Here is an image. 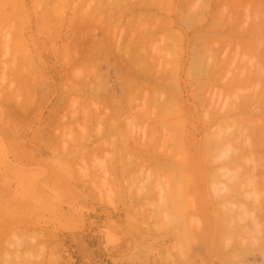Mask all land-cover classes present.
<instances>
[{
	"label": "rangeland",
	"instance_id": "374dc122",
	"mask_svg": "<svg viewBox=\"0 0 264 264\" xmlns=\"http://www.w3.org/2000/svg\"><path fill=\"white\" fill-rule=\"evenodd\" d=\"M0 1H1L0 2L1 5H2V3H4V1H5V3L9 2L8 4H6L7 6L12 2L13 3L15 2L16 5H17V3H19L17 6H18V8L20 7L19 9L15 10L16 6L14 7L13 5H11L12 7L11 6L7 7L4 5L5 4L4 3L3 4L5 7L4 10H2V12L0 10L1 13L4 12V13H6L5 16L9 17V18H6L4 16V14H0L1 16L3 15L5 17V18L1 17L3 19V21L0 19V264H264V185H262V186L260 185L264 182V170H263V168H264V127H263L264 122L263 121H264V119L261 118L262 113L259 114L256 112L260 109H262L264 111V101L262 102V100H264V89H263L264 80L262 81V79H260V78H262V76H259V77L257 76L258 75L257 72L260 71L258 69V67L260 66V62L262 61V63H263L264 54L262 53L263 57L260 56L263 59H261V61L259 63H258L259 59H257V56H256L255 60H257V63H258L257 64L255 62L253 56L251 55L253 52L249 51V50H252L251 49V48H253L252 45H254L252 43L254 41L252 43L248 42L250 35L253 33L252 32L253 28H257L256 29V32H257V30L259 28H260L259 30H261V28L264 27V0H225V1L224 0H216V2H215V0H195V1H198V4H199V1H203V2L205 1L204 5L201 4V2H200L201 7L198 5L200 8L197 7V4L195 3L194 0H193L194 1L193 3H190L189 1L185 2L187 0H184V1L183 0H174V1L165 0L164 2L162 0H159V2H158V0H152L153 2L155 1V3H157V4H154L152 1L148 0V2L146 1L147 2L146 5L145 4L142 5V3H141V6H143V8L141 6H139L140 8L137 6L138 8L136 7V9L134 7H133L134 9L128 8V7H132L130 5L132 3H134L136 0H122L121 5L124 4V6H126V7L128 6L127 8L130 9L129 13L133 10L132 11L133 13L128 14V9H127V14L129 16L131 15V17L133 16V20L135 19V17L137 18V15L139 16V14H141L142 10L145 9L147 11H144V12L147 13V16L149 14L148 17L151 18L153 16L152 21L150 19H147V18L144 19L146 17V15H144L143 13H142L143 16L138 17L139 21H136V24H138V25H136L135 22L134 23H128V20L131 17L129 19H128V16H126L124 18L123 14L126 15V13L122 14V16H123L122 18H124V19L121 18L122 20L119 18L121 16H118V17L115 16V18H118V20L120 19L121 21L118 22V21H116L117 20L116 19L115 21L120 23V24H118V25L114 24L115 26L113 25V27H115V28L120 27V29H115V28L111 27L110 30L113 28V30H112L113 32L112 31L111 32L114 33L116 31L115 34L119 30V32H118L119 35L117 34L118 35L117 38L116 37L114 38L112 36L114 38V40H113L114 43H113V41H111V45L113 44V46H111L109 44L110 42L108 44L107 43L105 44V42H104L105 40L103 41L104 44L102 42V46L106 47V49L105 48L103 49L101 46H100L101 49H100V47H98L99 51H100V52L99 51L98 52L100 54H98V52H97V54L99 56L97 55L98 58H96V57L94 58L96 60H94V59L91 60V58H93V57H90V56H89L90 58H88L85 51L88 47H89L88 51L91 50L90 49L91 47L93 48V45H94L93 40H94V43H96V41L99 42L101 39V36H102L101 41L104 38L106 39L107 35L104 36V34L106 32H109V31L106 30L107 29L106 24L104 26L102 24V21L103 22L106 21L105 23H107V24L111 22V20H110V22H108V18L110 17V15H112V17H113V14H110V15H108V14L111 11H113L112 9H114L113 7H115V6L112 7V5H114V4L111 5L112 9L110 7H108L109 9L108 8L106 9L104 7L106 9L105 10L103 8L102 4L106 0H98V1H100L99 3H101V1L103 2L101 4L102 6H100L101 8H103V11H101V12H103V14H101L100 11H99L100 13L98 14L97 13L98 10L97 11L95 10L96 6L94 4V3L99 4L97 0H96L97 2H94L95 0H56V2H54L55 0H50L51 2L48 1L49 4H48L47 0H8V1L7 0H3V1L0 0ZM129 1H132V3H130ZM149 1L152 2L153 4L152 5L148 4ZM166 1H167V3L169 2V4H167ZM218 1H219V3H217ZM220 1L223 3H221ZM35 2L37 3L36 4L37 8L35 7ZM44 2H46V3H44ZM53 2H54V4H53ZM107 2H110V3L111 2L112 3L117 2L118 3V0L117 1L116 0H114V1L109 0ZM137 2L139 3V1H137ZM140 2H143V1L141 0ZM119 3H120V1H119ZM143 3H145V2H143ZM232 3L235 5V7L232 5ZM44 4H48V5H44ZM50 4H52V5H50ZM109 4H108V6H110ZM187 4H190V5H187ZM191 4L192 5L194 4V6L196 5L195 8L197 7L196 9L199 11L203 7L201 10L203 13H201V11L199 12L196 10L197 13L193 14V15H195V17L193 16L194 18H192V16H191V18H188V16L190 17L189 14L191 13V11H193V9H192L193 6H191ZM214 4L217 6L218 5L219 6L221 5V6L220 7L218 6L219 7L218 8ZM230 4H231V6H230ZM41 5H42V7H41ZM89 5L93 6V9H92V7L90 9ZM153 5H155V6H153ZM184 5H187V6H184ZM51 6H52V8H51ZM56 6H59V7L64 6V8L62 10ZM106 6H107V3H106ZM146 6H147V8H146ZM226 6H227V8H226ZM0 7H2V6H0ZM47 7H49L50 10ZM97 7L99 9V6H97ZM148 7H150V8L148 9ZM209 7H210V9H209ZM7 8H8V10H7ZM9 8L10 9L13 8V9L10 10ZM34 8H36V9L39 8V9L36 11V9H34ZM46 8H47V10H45ZM53 8L54 9L57 8L58 11H60V12H58L57 9L54 10ZM75 8H76V11H75ZM186 8H189L190 11H189V9H186ZM216 8H218V10H221V9L222 10L224 9V10L218 11ZM20 9H22V11ZM52 9L54 10V12L55 11L56 12L55 13L52 12L53 11ZM110 9H111V11H109ZM124 9H125V7H124ZM156 9H157V12H156ZM183 9H184V11H181ZM39 10H41V11H39ZM44 10L47 12L49 11L50 13L52 12V13L50 14L48 12V15L46 13L45 16L42 17V18L46 17L43 21L40 18L42 15H44L42 13ZM99 10H102V9H99ZM186 10H188V11H186ZM63 11H65L64 14H62ZM105 11L107 12V14L105 13ZM135 11L136 12L138 11L137 12L138 14ZM216 11L220 12V13H216ZM57 12L60 14H58ZM116 12L117 11H115V10L113 11V13H116ZM149 12H153V13H149ZM179 12H181V13H179ZM184 12L186 13L187 16L185 14H182ZM221 12L222 13L224 12V13L221 14ZM7 13H9V16L7 15ZM90 13L92 14V15H90L91 17L93 16L94 13H96V15L98 17L97 18L93 17V20H90L92 18L87 15ZM119 13L121 14V12H119ZM210 13L211 14L213 13L214 15H211ZM54 14L56 15V17H54L55 16ZM104 14L106 16L105 18L103 17ZM132 14H135V15H132ZM197 14H198V16H197ZM215 14H216V17H215ZM100 15H102V17ZM163 15H165V16H163ZM220 15H221V17H220ZM230 15H232L231 17H233V20H230L229 22L232 21L233 23L232 22L228 23L227 21L224 20V17H226L225 19L228 20L227 18ZM86 16H88V17H86ZM99 16L101 17V20L104 18L105 21L99 20L100 19ZM212 16L215 18H213ZM85 17L87 18L88 22L84 21V20H86ZM141 17H144V18H142L143 20H145V21L149 20V21L146 23H145V21L141 22L140 21ZM155 17H157V19H155L156 21L153 19ZM88 18H90V19H88ZM115 18L114 17L111 18L112 23H115V21L113 22V19H115ZM163 18H165V20ZM219 18L223 19V20H220ZM5 19H7V20H5ZM94 19H96V20H94ZM161 19H162V21H161ZM181 19H182V23L180 22ZM187 19H189V22H192L191 25L189 24V22L185 23ZM193 19H195L196 22ZM196 19H198V20H196ZM229 19H232V18H229ZM133 20H132V22H133ZM157 20H158V22L160 21V23H159L160 25H158L157 27H159L161 30L159 28L158 29L153 28V25L158 24ZM191 20H193V21H191ZM213 20H217V23L218 22L219 23L215 24L216 21L214 23H212ZM41 21H43V22H41ZM82 21L84 23H82ZM89 21H91V22L93 21L96 23H99L100 21L101 22L99 23V25L98 24L95 25V23L93 24V22L90 23ZM222 21H224V22H222ZM52 22L53 23L56 22V23L53 24ZM129 22H131V21L129 20ZM149 22L150 23L156 22L157 24L148 25L147 23H149ZM165 22L168 23L169 26H167V24H165ZM255 22L258 24H255ZM41 23H43L44 25ZM200 23H202V24H200ZM210 23H212V25ZM220 23H222L223 25H225V23H227L228 27H230L229 24L230 25L232 24L233 26L231 28H235V30H238L237 32L235 31L237 33V35L235 34V32H233V30L230 33L229 31H231V29L226 26V28H228V30L230 29L227 32L226 28L223 29L224 27L222 28ZM131 24L136 25V27L138 26L137 28L139 30L138 29L133 30ZM207 24H208V26L211 25L209 27H213L214 30H213V28H209L207 26ZM213 24H215V25H213ZM87 25L88 26L90 25V26L87 27ZM128 25L131 26L130 29L133 30L132 32H135V33H132V35L129 33L130 29L128 28ZM162 25H164V27ZM108 26L109 27L112 26L111 23L108 24L107 27ZM217 26L218 27L221 26L222 30H224V31L226 30V32L223 31L224 32V34H223V32H221L222 30L219 31L217 29L218 28ZM206 27H207L208 31H207ZM215 27H217V28L215 29ZM101 28H102V30H101ZM103 28H104V30H103ZM125 28L127 30L129 29L128 30L129 34L126 32L127 33L126 35L129 37L131 36L132 38H133V35H135L134 36L135 39H137L139 37L141 38L142 33L140 31H142L143 28H144L143 34H144V32L146 33L147 30H148L147 34L152 29L154 31V32L153 31L149 32L150 33L149 35H145L147 37H146V41L144 43H142L144 41L142 38L141 39L143 41L139 38L142 41L141 43L139 42L140 40L137 41L139 43V45L140 44L144 45L146 43L144 46L140 45L141 46L140 48L142 50V52L140 50V53H142L143 55L142 54L141 55L144 56L143 57L144 62H142L140 66H142V64H143L141 69H143V67H144V69L146 70V71H142L141 75L145 74V72H147V74L150 73V75H151V73L154 74L153 71H155L156 74L159 73L158 68H160L159 65L162 62V61L159 62V60H158V59H160V57L157 59L158 60V66L156 64V67H154L155 69L156 68L157 69L156 70L152 69V66H151V64L153 62H155V60H156L155 56H158V55H154V54H156L154 52L155 49L152 53L147 55V58L149 56H150L149 58H152V59L155 58V59H153V61H152V59L145 58V55L147 54L146 50H148L149 48H151V50L153 48H155V47H153V45H151L153 43L154 46H156V45L159 46V47L156 46V52L158 49V54L161 53L160 55L163 54V56H165L164 53L168 52L167 56L165 57L166 58L165 61H167V59H169V60L166 63L162 62L163 67L161 66V68L165 69L167 67L168 70L172 69V72L175 69L174 70V73L176 71L175 76L176 77L180 76V78L175 77L176 83L179 84L178 82H180V88L178 87L179 85H176L177 86L175 89L176 91L173 90V88L170 89V91H169L166 89L167 87H165V88H163V91H165L164 94H163V91L161 90L160 96H158L159 93L157 94V92H159V90L161 88L159 87L160 88L159 90H157L158 89L157 88V89H155L156 91H154V88L156 86V85H154L153 89L151 90V93H152V91H154L155 93H152V95L154 97H151L152 95L150 96V94H148V92L146 93V91L149 90V92H150V89L152 87H148L147 86L148 84H146L147 89H145V87L143 89H141L142 91L144 90V93L139 89V94H137V92H138L137 90L133 91V94L136 92V94H134V96L136 95L134 97V99L132 97H130V96H133V94L131 92H130L131 94L129 93V95H127L128 97L126 96L127 98H126L125 104H122V106L120 107V108H123L120 111L122 113L117 114V113H115L117 111H112L115 109H112L111 111H109L111 108H109L108 106L111 107L110 103H113V102L109 101V99H107V100L110 103H108V101L106 100L108 105H106L107 107H105L102 105L103 100L99 99L95 95H94V97H92L90 99L88 98V96L89 97L93 96L92 93L91 94L89 93V90L93 88L92 86L99 85L101 82V84L108 83L107 87L111 88V89H109L110 91L114 90V93L116 94L115 97H119V96H120V98L124 97L122 95V94H124L123 88L125 89V87H128L129 85H127L125 87L123 86V85H126L124 82H126L128 80L126 78L128 76H123V75H128V71H129L128 69L130 67L127 68V70H125V66L123 64H124V62H125V65H126V62L128 64V58L127 57H129V54H130L129 52H131V50L133 49V48L129 49V47H128L129 43H125V44L122 43V45L124 47L128 44L127 48L129 49V50L127 49L129 52H128V56L126 54L127 59H125L124 54L127 53L126 52L127 50H125L124 47L120 43V42H122L121 38H123V36H124L123 33H125V31H124ZM149 28H151V30H149ZM163 28L164 29L167 28V29L164 30ZM145 29H147V30H145ZM122 30H123V32H122ZM137 30L140 32V34ZM167 30H169L170 33H172L173 35L172 34L169 35L170 33H169V31L167 33ZM90 31L94 32V34ZM136 31L138 33H136ZM203 31H204V33L201 34ZM212 31L213 32L215 31V32L212 34ZM218 31H219V34L223 35V36H218L219 38L225 37L224 35H229L228 36L229 38L226 36L228 39L223 38L221 42L228 41V40L232 42L236 38L235 40H238V42H241V43H236L235 44L236 47H241V45H239V44L245 45L247 43L246 44L247 46L250 45L249 49L246 45H245V47H247V49L246 48L243 49L244 48L243 46L241 47V49H238V48L234 47L233 46L234 44L231 42L230 43L232 46L230 47L229 41L225 42L226 44L228 43L227 44V46L229 45L228 48H227L226 44H224V42L222 43V45H224L225 47L222 46L221 44H219V43H221V42H219V40L221 38L219 39L217 37ZM248 31H249V34L251 32L250 35L248 34ZM256 32H254L255 35H257V33H258V32L257 33ZM120 33H122V34H120ZM151 33H152V35H151ZM177 33L179 36L178 37L179 40L176 39ZM198 33H200V34H198ZM207 33L209 35L215 34L216 35L215 38L217 37V39L211 40V37H214V36L210 35L211 36L210 37V36H208ZM226 33H228V34H226ZM260 33L262 34V32H260ZM260 33H258V37H259ZM106 34L110 35L111 33H106ZM115 34H111V35H115ZM136 34L141 35V36H137V38H136ZM205 34L208 36V38ZM126 35L123 39V42L124 41L126 42L125 38H128ZM165 35L171 36V37L168 36V38H170V40L172 38L171 42H169L167 36H165ZM198 35L200 38H201V36L205 35L203 38L204 41H206V39H209L212 41V43L210 44V41L203 42V39H199V38L197 40L196 38L198 37ZM5 36H8V39L6 38V40H5ZM91 36L93 37V39ZM163 36H165L167 39L164 38L165 40H163ZM251 36L253 37L254 35L252 34ZM181 37H183V38H181ZM252 37H250V40L255 38V37H253V38ZM113 38H111V40ZM134 38L131 39V41H133L135 43ZM174 38H175V40H174L175 43H177V42L178 43L173 45V43H174L173 39ZM191 38L193 39L192 40L193 43L195 45H198L202 49V53L204 54V57L206 55L208 56V57L206 56L207 60H206V58H204V59L206 61V64H208V65L211 64V65H209V67L214 65L213 67L215 68V65H218V62H220V60L216 61V58H215L216 55H214V53H213V51H214L213 46L217 47V45L222 50L224 48V50H223L224 53H222V51H220L222 56L218 55L219 53L217 54V57L221 56L218 59H221V58L226 56L227 59L224 58V60H226L225 61L226 64H227V61H228L227 65L230 66L231 64H233L232 65L233 69H237V66H239V65L242 66V64H244L243 61L240 60L242 62V64L238 63L239 65H235V62L238 61L236 58L237 56L240 57V55H241L243 57V58L240 57V58H242V60L247 58V56L250 57L251 61L254 60L252 63L255 62L256 65L255 64L254 65L256 67H255V70L253 69V71H255L256 73L254 72L255 73L254 75H250V72L246 73V74H249V75H247L248 77L254 76L252 80H250L247 76L244 77V75H245L244 73H245V71L249 70V67L252 68L253 64L251 66L247 65L246 68H245V66H244L245 64H244L243 67L246 70L243 69V67H242L243 70L240 69L239 72H241L243 74V77L245 79H247L246 81L250 80V82H248L249 84L255 79H257V81L255 80L256 83L259 81L258 84H256L255 81L253 83H255L256 85L260 84V86H258L259 89L258 88H257L258 90L256 89L257 90L256 93L258 91H259V93L261 92L260 95L263 97V98L261 97L262 99H260V102H259V99H257V101L259 103L256 100H254L255 101L254 102L252 99L254 97V94L252 95L251 93H253L252 91L256 88V86L254 89L250 88V90L247 91V89H249V87H248V84L245 83L246 81L243 80V82L240 83L242 81V79H244V78L241 79V77H240L241 73H238L239 74L238 75L236 72H234L236 70L233 71V69H232V71H231L229 66L223 65L224 63L221 64V62H220V64L223 65V67L226 70L229 68L227 70L228 73L222 72L223 67L219 65V70L222 69V71L221 70L220 71L222 72L223 78H221V81L220 80L217 81V79L215 81H217L218 83L219 82L223 83L224 82L223 79L226 80L227 77L229 78L230 76H232V77H230L231 81L229 80L230 78L227 79V81L229 80L228 85H226L225 82H224V84L227 87L231 83L230 86H232V87L230 88V86H229L228 89H230L229 91L232 90V92H233V88H235V84H236L237 88H235L236 90H234L233 96H232V93H230L229 91L226 92L228 89L224 90V92H226L225 95H223L224 92L222 94L225 97L220 95L221 91L225 87L224 84L220 83L219 84L220 86H218L217 82H216L215 84L218 86V88H217V86L212 85V84H214V83H212V81H214L213 79H215L216 77L213 79L207 78L209 74H210L209 76H212V74L214 73V72H212L213 71V68H212L211 73H207L209 71H206V73L203 74V78L206 79V82H207V79H209L207 83H209V84L212 83L211 84L212 89L210 87L209 88L211 90L208 87H207L208 89L206 88V86L208 85L206 82H205V84H206L205 87L203 86L204 83H202V85H201L204 87V88L202 87L204 91H206L205 88L209 91H212L211 95H210L211 97L208 95V93L210 94L209 91L205 92L207 94H205V93L203 94L202 93L203 90L201 88L198 90L197 95L195 97L193 94V91H192L194 89V87H192L193 86L192 80L195 78L192 75H190V73L188 72L189 71V69H188L189 64L188 63H190V61L192 59V57L189 56V54H191V51L189 52V50L192 48L190 46H192V44H193V43L191 44V41H190ZM232 38H234V39H232ZM261 38H263L262 35H261L260 39ZM18 39H20V40H18ZM95 39H96V41H95ZM98 39H99V41H98ZM260 39L258 38V40H260ZM7 40H9V41H7ZM84 40H85V42H84ZM128 40H130V39L128 38L127 41ZM166 40H168L169 43L166 42ZM176 40H177V42H176ZM199 40H201L202 42ZM241 40L243 41V43ZM73 41L77 44H79V41H80V45H78V47H76L77 44H76V46H75V44H74V46H72L73 48L75 47L74 48L75 50L71 47ZM108 41H106V42H108ZM195 41H197L198 43ZM244 41H246V42L244 43ZM256 41H257V38H256ZM263 41H264V38H263ZM7 42L9 44L11 43L9 48H8V46H6ZM17 42H18V44H22L25 47L20 48V45H19V47H17L18 45L14 46V44H17ZM81 42H82V44H81ZM257 42L259 43V41H257ZM67 43H69V45L71 43L70 47ZM87 43H89V44H87ZM90 43H92V44H90ZM100 43L101 42H99V44ZM187 43H188V45H187ZM206 43L210 44L209 46H211V48H213V49H209V46L205 47ZM261 43L262 42L260 41V43H259L260 45L258 44V46H261ZM65 44H67L66 47L68 46L72 50V52L69 53V54L73 55L72 58H71V55H68V53H66L65 49L68 52L70 51V49L68 48L69 49L68 50L66 47H64ZM119 44H120V46L123 47V49L125 51H122L123 50L122 47L120 49L118 48ZM114 45H116V46H114ZM202 45H204V46H202ZM82 46L83 47L85 46L84 47L85 49ZM94 46H96V45H94ZM258 46L256 47V44H255L254 48H253V50H255V52L257 53V54L255 53L256 55H258V53L263 52V50H264L263 49V50H261V52H259V51L257 52V48L262 49L264 47V44L261 46L262 48L261 47L259 48ZM111 47H113V48H111ZM143 47H145V48H143ZM76 48H80V49L82 48V49L79 50ZM98 48L96 50H98ZM107 48H108V50L109 49L110 50L108 51ZM225 48L227 49L228 52H226ZM113 49H114V52H112ZM144 49H146V50L144 51ZM120 50L122 51V53L120 52ZM208 50H210L211 53ZM217 50L219 52V48H217ZM217 50H216V52H217ZM80 51L82 52V55L85 52V54H84L85 56L83 55V57H81V58H84L87 56V58L90 61L89 60L85 61L86 63H88V64L90 63V64H92V66H93V63H95L94 65L97 66V69L99 72H101V74L103 73L104 80L107 82H105V81L102 82L103 79H100L98 74L96 75L94 73L95 72V70L93 71L94 68L93 69L91 67L88 68V66L90 64L89 65L83 64L84 63L83 60H85V58L84 59L80 58V56H82ZM163 51H164V53H162ZM177 51L181 52V54L179 53L178 57H177L178 54L176 53ZM27 52H29V54ZM123 52H125V53H123ZM238 52H239V54H238ZM77 53H80V54H77ZM89 53H91V51L88 52L87 54H89ZM116 53H118V54H116ZM226 53H228V55L223 56ZM233 53L235 55H237V54L238 55L235 57V55ZM249 53H250V55H249ZM208 54L211 56V59H210V56ZM25 55H26V57H25ZM76 55H79V58L77 59V61L75 58H77L78 56H76ZM114 55H116V56H114ZM151 55H153L154 57H152ZM233 55L236 58L235 62L233 60L234 59ZM28 56H30L31 58L29 59ZM229 56H230V58L228 59ZM27 57H28V59H27ZM118 58L120 60H122L121 62H123V64L120 62V60ZM174 58H176L177 61ZM252 58H253V60H252ZM79 59L83 63L81 62V64H80ZM145 59H147V60H145ZM125 60H127V61H125ZM170 60H172L174 62L171 61L172 64L168 63ZM209 60L211 63H209ZM221 60H223V59H221ZM229 60H231V62ZM247 60L249 61V59H247ZM147 61L150 63H147ZM175 61L177 62L176 63L177 65L175 64ZM207 61H208V63H207ZM248 61H247V64L248 63L250 64L251 61H249V62ZM70 62H72L74 65L75 64L77 65V63H79L80 65H83L84 67L81 66L82 68H80V65H79V67H78L79 69H78L77 66H74ZM229 62H230V64H229ZM148 64H150V65H148ZM166 64H171V65L168 66ZM72 65L74 67V70H72V68H73ZM257 65H259V66L257 67ZM86 66H87V68H86ZM120 66H121V70L119 68ZM173 66L175 68H173ZM179 66H184L185 68L184 67L181 68ZM150 67L152 70H150ZM247 67H248V69H247ZM261 67H262V65L260 66V69H261ZM90 68H91V72H88L90 70ZM122 68L124 69L123 73H125V74H122V76L124 79H127L126 81L123 79L124 82L122 81V78H121V80L119 79L121 76V73H119V72L120 71L122 72ZM161 68H160V71L162 70ZM167 68H166V70H167ZM177 68H179V70H181V71L178 72ZM217 68L218 67H216L215 69H217ZM239 68L240 67H238V69ZM164 69L162 70L163 73L166 72V70L164 71ZM238 69H237V71H238ZM257 69L259 71H256ZM262 69H264V68H262ZM76 70H77V72H76ZM148 70H150V71H148ZM168 70L166 73L169 72ZM92 71L96 75V77H99V78H97L98 80L100 79L99 84H95V82H93V85H92V82H90L91 80L94 79L93 76L90 75V73L92 74ZM215 71H217V70H215ZM243 71H244V73H243ZM249 71H252V70H249ZM261 71H260V73H261ZM131 72H132V70H131ZM170 72H171V70H170ZM177 73H179V75ZM218 73H216L217 74L216 76L219 79V77H221L220 76L221 74H219V77H218ZM226 73H227V75L225 76ZM262 73H263V71H262ZM70 75H71V77H70ZM79 75H81V77ZM83 75H85L86 77H84ZM95 75H94V77H95ZM234 75L235 76L238 75L240 77L239 80L240 79L241 80L239 81L237 79L239 82L236 83V79H235V82H234V80H233V78L235 77ZM72 76L75 79H73ZM75 76H77V77H75ZM82 76L84 78H86L85 82H86L87 78L89 79L86 82L87 84H88V81L90 82V85L88 86L89 90L87 91L88 93H86L84 91V90H87V89H85L87 86L83 85L85 82L83 81L84 83H82V80L84 79V78L81 79ZM96 77H95V79H96ZM97 79H96V81H98ZM177 79L179 80L178 82H177ZM203 81H205V80H203ZM227 81H226V83H227ZM232 81L234 83H232ZM120 82H123L124 84L122 83L123 84L122 85ZM96 83H98V82H96ZM238 83L240 84V86L238 85ZM243 83L245 85L244 88L241 87V85ZM253 83H251V84L253 85ZM246 85H247V87H246ZM252 85H250V86L254 87V85L253 86ZM79 86L82 87L83 91L82 90L80 91ZM83 86H85V87H83ZM102 86H104V85H102ZM158 86L159 85H157L156 87H158ZM213 87H214V90H213ZM226 87H225V89H226ZM240 87L242 88L243 91L245 90L246 93L240 91ZM260 87H262V90L260 89ZM219 88L221 89V91ZM218 89H219V91H218ZM215 90H217V92H219L218 94L220 95V98L222 96L225 99L214 98V95L217 93ZM72 91H74V92H72ZM76 91L77 92L79 91L81 93L77 94ZM166 91H167V93H166ZM235 91H237V93L242 92V94L241 93H239V94H241L240 96H244V97H240L241 99L240 98L235 99V98L239 97V95H236L237 97L234 96ZM67 92L70 94H67ZM83 92L86 96L82 95ZM111 92H113V91H111ZM111 92H109V93H111ZM140 92H142L143 94ZM170 92H172L173 94L175 92V94L177 93V94H181V95L178 96V95L174 94V98L173 97L171 98V96L173 94H170ZM178 92H180V93H178ZM200 93H202L201 94L202 98H205V99H203V102H202V100H201L202 98L200 97L201 102L198 103L199 102L198 96H201V95H199ZM213 93H215V94H213ZM228 93L230 94V97L228 96ZM259 93H258V95H259ZM66 94L68 95V97ZM79 94H81L82 96L79 97L78 100H75L76 96L78 98ZM161 94H163V98H161L162 97ZM166 94H170V95L166 96ZM190 94L192 96H190ZM248 94H249V96H253V97L252 98L250 97V99H248L249 98V96H248V97H246L247 98L246 99L245 95H248ZM137 95L138 96L141 95V97H143V98L146 96V98H145L147 100V101H145L146 104L143 103V101H144L143 98L141 99L140 96L138 98ZM147 95H149V96L147 97ZM207 95L209 97H206ZM188 96H190V97H188ZM227 96L230 98V100L232 99V97H234V99L231 100L232 103L229 102V104H232L233 107L235 104L239 103L238 100H240V103H241V101L243 99H246V100H243L241 104L239 103L240 105H238V106L242 107V105L244 104L246 111L248 112V113L244 112L243 110H245V108L240 107L241 108L240 109L237 105H236V107H234V108H239V109L235 110L236 112H237V110H239L235 114L237 116V114L239 113L238 115H240V117L243 115L242 116L243 121L240 119L239 116H238L239 118H235V116H234L235 114L234 115L231 114L232 115L231 119L234 118L233 120L229 119V121L231 120L230 122L232 125H234L233 124L234 120H235V124H237L236 119H237V121H239L241 123H238L237 127L236 126L235 127L230 126V129L228 128V130L232 129L230 131L231 132L230 138H232V139L228 142L231 143V141L233 139H234V141H236L235 140L236 138L233 136L235 134H236V137H239L238 133L236 131H235L236 133L234 132V130H237L236 128H238V129H240V130H238L240 132L239 135H241L242 138L241 139L239 138L241 141L238 140L237 142L243 143V144L241 143V145H243V148L241 145H239L240 143H237L239 145V147H241L243 150H245L246 146L249 147V145H250V147H251V144H250L251 141L254 142V143L251 142L252 144H256V145L259 144V146L257 145V147L261 149V150L258 149L259 151H261V153L256 152L258 150H256L257 148L255 149V147H254L255 145H253V149L256 150L255 154L257 157H259V155L262 156V157L261 156L260 157L263 159V161L256 159L257 157H255V162L253 164L249 162V164L251 165L252 172H255L257 177L259 176L262 180L260 178H259L260 179L259 180L256 177L255 173H252L249 169H244V167H247V166H248V168H250L249 164L246 165V163H247V160L249 161V159H250L249 156L250 157L252 156L254 159L255 154L253 155V153H252V151L254 152L253 149H252V151H250L251 148H250V150L248 148H246V149H248L247 151H250L252 153V155L250 152H248L250 155L247 152H245L246 154L244 153L245 155L242 153L245 157L249 158L246 160V158L242 155L244 157L242 159L246 160V162H245L246 166H244V163L243 162L241 163L240 160L238 159L239 155H240V159L242 157L241 156L242 149L241 148L239 149V147H238L237 152H236V150H235V152H236V155L237 154H239V155H237V157H235L234 156L235 152L233 151L234 153L231 152L232 157H229V159H228V160L231 159V162H229L230 164H228L231 166L227 165L226 166L227 168H225L224 163L228 162V161L226 160V157H224V159L223 158L222 159L221 158L215 159V161L212 163V166H213V164L215 165L216 163H218L215 165V167L213 166L212 168L210 167L207 169L206 168L203 169L204 165L202 164V162H205V160H207V158L205 156L206 154H204L202 149H201L202 152L199 151L200 149L198 147H197V149L190 151V153H189V151L186 148H184V146H183V145H185L186 142H184L182 140L181 141L182 142L181 147L184 148V150H186V151H185V154L182 153V152H184V150L181 148L180 152L183 155H185V157L187 154H190L192 160L195 159V157L198 159L200 158V159H202V162H201V160L197 159L198 164L199 163L200 164L194 170L191 169L192 167H188L189 169L184 168V169H187V172H186V170H184L186 177H188L186 179V177L184 176L185 181L186 180L187 181L186 182L183 181V183L185 182V184L181 183L180 185H178L177 183H175L176 181L174 182L172 180V178L176 179V177L178 176V173L177 174L174 173L176 170L174 168H171L172 166H170V164L169 165L167 164L168 165L167 167L174 169L173 170L174 172L167 169V167L164 163L159 162V160L161 158L159 160H157L155 158H150L151 156H147L146 153H143L144 151L142 148L143 147L145 148V146L148 144V141H149V139L147 141V137L153 136L152 130L154 132L157 131V133H159L160 136H158L156 133H154L155 135H157V136H155L157 139L158 138L160 139L161 136L164 137V139L161 138L163 141L161 140L160 142H157V139H156L155 140L156 143L162 144L161 142L164 143V141L166 140V136L163 135V130L161 129V127L159 126L160 129L158 127H156L158 129L155 130V127H154L155 124H153V121L151 119L154 117V114H155V112L151 113V111H156L155 110L156 108H154V110H151L152 109L151 107L156 102L154 100H158L156 102V105L159 102V99H160V101H162L165 97L167 99L171 98V100L174 99L175 105H176L177 101L180 103H181V101H183V105L185 107L184 108L182 107L183 106L182 103L181 104L178 103L179 106L177 105L178 106L177 109H180L182 107L179 110V111H181L182 109L185 110V108L188 109L191 107L192 108L191 110L188 109V111L190 112V111L195 110L196 102L198 105L204 104V108L202 107L201 109H204V110H206V108L208 109L209 106L205 105L206 101L208 102V100L206 98H208V99L210 98L209 102H210V100H212L213 106H214L213 98L216 99L217 101L220 100V101H222L221 106L224 107L223 105L228 103V102H226ZM255 96H256V94H255ZM95 97L98 99H96ZM157 97H159V98L157 99ZM177 97L179 99L176 101ZM216 97H218V96H216ZM258 97L259 96H257V98ZM72 98H73V101L74 100L78 101V102L80 101L79 105L77 104V106L75 107L76 103H78V102H76V103L73 102ZM85 98L87 99V101H91V100L94 101V99H96L98 101L101 100V105H99L100 107L98 106V103H96V105H95V102H97V101H95L94 103L91 102L90 104L93 103V105L98 106V108H92V107H94L93 105L91 107H87V108H92L89 110H94V112L92 111L93 113L92 112L90 113V114H92L91 116L93 118V121H92L90 114H89V117L87 118L89 112H87L88 110H86L87 109L86 105L89 103L87 101H84V100H86ZM120 98H118L117 100L119 101ZM150 98L154 99V100L151 101ZM193 98H194V100L195 99L196 100L194 101ZM138 99H140L139 103H137L139 101ZM230 100H228V101H230ZM250 100H251L252 104L255 103L254 104L255 107L257 105L259 106V104H261V105L257 108H254V106L250 105L251 103L249 104ZM82 101L86 102V103L85 104L81 103ZM104 101H105V97H104ZM118 101L117 102L114 101L115 104H113L114 106L112 108H116L115 105L119 106V105H117ZM128 101L129 102L131 101V105H132L129 109H128V107H129L130 103ZM184 101L187 102L186 105H187V107L189 106L188 108L186 107ZM217 101H215V103H217ZM244 101L248 102V105H250V106H248L247 103L245 104ZM141 102H142V104H141ZM149 102H152L151 104H153V105L149 106L151 109H149V112H148L147 109H145V108H147V105ZM235 102H238V103H235ZM72 103H74L73 104L74 106L72 105ZM119 103H122V102H119ZM190 103L193 107L190 106ZM192 103H194V104H192ZM210 103H208V104H210ZM220 103L221 102H219L218 104H220ZM81 104L83 105L84 109H82L80 112V109L82 108ZM126 104H127V106H126ZM140 104H141V107H140ZM80 105H81V107H80ZM143 105H146L145 108ZM246 105L250 108L248 109V107H246ZM87 106H89V105H87ZM210 106H211V104H210ZM221 106H218V107L222 108ZM229 106H230V108H232L231 105L227 104V107H224L223 109L228 110ZM101 107H103L102 108L103 111L101 109H99ZM104 107L107 111L110 112V114H107L108 112H106ZM124 107L127 108V111H126V108H124ZM138 107L141 108V111ZM252 107L254 108L255 111L252 109ZM108 108H109V110H108ZM142 108L145 109V111ZM211 108H212V106H211ZM217 108H213V109L217 110ZM98 109H99V111H98ZM256 109H258V110H256ZM95 110H97V111H95ZM133 110H134V112L139 110L138 112H140V114L142 113V115L143 114L145 115V113H143V112L147 111V113L149 115L145 116V117H144V115L142 116V118L144 117L143 118L144 120L147 118L146 119L147 121H145L146 123L144 122V124H143V121H142L143 119L141 118V115H139L138 112H136V114L139 115V117L136 116V114L133 112ZM184 110H182V111L184 112ZM204 110H202V111H204ZM241 110L243 111V113L241 112L242 115L240 114ZM250 110H252V111H250ZM100 111H101V113H99L98 116L102 115L103 114L102 112L105 111L106 115L104 114L102 117L105 116L106 120H105V123H104V121H101V124H102V122L104 123V124H102L103 126H101V124L98 123L99 124V127H98V124L95 123L94 121L100 122L99 118H101V117H98V119H96L97 117H95V119H94V115L97 116L98 112H100ZM221 111H219V113H222ZM82 112H83V114H81ZM112 112H113V115H112ZM123 112L125 113V115H126V113H129V114L131 113V115L128 116L129 114H127V117H125ZM254 112L261 115L259 117L261 119L258 118L259 119L258 120L256 116H259V115H257ZM115 114H117V116L119 115L118 117H120L121 120H123L122 123L124 122V125L122 124V127L125 125H126V127H123V128L120 127L121 126L120 118H117V120L115 119L116 122L114 119H110V118H116L117 116L115 117L114 116ZM121 114L124 115L125 119H124V117H121ZM255 114H256L255 119L251 120V117L253 116V118H254ZM81 115H83V116H81ZM132 115H133V118H135V116L138 117L137 121L140 120V122L133 121V119H132L131 122H132V124L134 122V125H129L128 129H135L136 130L138 128V126L142 125V124H143L142 127L140 126L142 129H144L146 126L148 127V125L150 126L149 127L150 129L148 130V128L146 127V129L143 131L142 129L139 130V128H140L139 127L138 130H139V132L142 130L141 131L142 133L140 132L141 133L140 134L137 132V130H136V132H135V130H133L134 133H136V135L133 134V131L128 130V132L132 133V134L130 133L131 138L129 136V133H128V135L126 134L124 137V135H121V134L122 133L125 134L127 132L126 122H127V120L129 121L128 117H130V120H131ZM178 115H179V113H178ZM178 115L176 118H174V120L179 119ZM84 116H86V117H84ZM183 117L184 116L181 115L180 119ZM86 118L88 121L85 120ZM172 119L173 118H171V121H172ZM118 120H119V124L117 123ZM168 121H170V120H168ZM252 121L253 122L255 121L254 123L256 125H258L257 123L262 122L260 124V125H263V126H260L261 130H260L259 125L258 126L254 125L255 127L252 126V124H251ZM87 122L90 124L87 125L88 124ZM135 122L137 124L139 123L137 125V127H135ZM246 122L248 124H250L249 129L247 126H246L247 129L244 128L245 127L244 124ZM116 123L118 124V126H116L117 125ZM91 124H92V126H91ZM111 124L115 125V127H114L115 129L113 128V126ZM129 124H130V122H129ZM93 125H94V127H93ZM110 125L112 126V128ZM241 125H242V127H241ZM100 126L107 128V129L105 128L104 133L102 132L103 128L101 129ZM109 126H110V129H109ZM130 126H132V127L134 126V128H132V127L130 128ZM143 126H145V127L143 128ZM239 126L241 128H243L242 132H241V128ZM82 127L83 128L86 127L87 131L84 132L85 129L82 130L83 129ZM153 127H154V129H153ZM216 127L217 126L215 124H214V126L211 127L212 132H215V130L219 128V127L218 128H216ZM95 128H98L97 131L101 129L102 133L101 134H100V132L98 133ZM119 128H120V130H119L120 132H118ZM186 129L181 131L182 133L184 131V133H183L184 135L181 134L184 137H186V135L188 133V130H186ZM110 130L113 132H111ZM121 130H122V133H121ZM146 130H148V131H146ZM232 131L235 134H233ZM247 131H248V135L246 133ZM81 132H84L85 135H84V133H81ZM143 132H145V133H143ZM146 133L148 134V136L147 137L145 135L143 136V134H146ZM203 133H204V131H202L200 134L196 135V137H197L196 139L197 140L201 139L200 140L201 143L204 140V138H203L204 136H202V135H204ZM104 134H106V135H104ZM107 134H108V137H110V138L111 137L113 138V136L115 134V137H114L115 139H111V140L109 139L108 140V137H106ZM139 134H140V136L138 137ZM227 134H228V131H227ZM231 134H233V135H231ZM132 135H133L134 139H132ZM122 136H123V138H122ZM134 136L137 139L139 138V140H136ZM231 136H233L234 138ZM144 137H146V140H144ZM155 137H153V138L155 139ZM130 139L132 142H127V140H130ZM249 139H251L250 142H248ZM124 140H126V143H127L126 145L123 144V142L125 143ZM153 140L151 139V141H149V144L155 143V141H153ZM167 140L169 142L172 139L171 140L167 139ZM139 141L141 143H143V141L144 142L146 141V142L143 143V145H142ZM234 141L232 143H234ZM165 142H167V141H165ZM120 143H121V145H120L121 148L117 149L118 145ZM136 143L141 144L142 147L139 146L138 144L136 146ZM232 143H231V145L228 144V147L232 146L231 149H233V147H234V149H236V146H238V145L235 144L236 142L234 143L235 145ZM112 144H114V145H112ZM116 144H117V146H116ZM129 145H132V146L135 145L136 149H139L138 151H140V155L144 154L146 157H149L150 159H152V162H150L151 161L150 160L149 163L146 164V166L148 164L151 165V166L149 165V167L147 166V169H149V170H147L145 165L142 164L144 160L146 161V159H149V158H145L144 160H142L143 158L142 159L140 158L142 155L141 156L139 155L140 157L138 155H136L139 153H133V152L130 153L131 151H129V148H130ZM162 145H166V143H164ZM162 145H160L161 150L159 147H157L158 149H155L153 151L152 150L148 151V154H150V152H151L152 153L151 155H155L158 153L157 151H159V150H160L159 152H161V151L163 152V150H162L163 146ZM127 146H129V147H127ZM122 147L125 148L124 151H123ZM132 149H133L132 151H134V147ZM179 149L180 148L175 150V152L178 151V154H180ZM194 151L198 152V154L200 152L201 153V154H199L200 156L196 153H193V154L191 153ZM229 151H231V150H229ZM112 152H113V154L111 155L110 153H112ZM121 152L122 153L124 152L126 155L122 154ZM202 154H203V156H202ZM257 154H259V155H257ZM119 155H122V156L125 155L123 161L126 158H128V159H126V160H128V162L125 160L126 163H129L130 159L132 160L129 163V166H130V164L132 165V163H134L133 159H136L138 156V158L135 160V161H137L136 163L138 165H136L134 163V166L132 165V167L133 168L134 167L135 168L140 167V165H139L140 162H138L139 161L138 159L140 158L141 159L140 161H142L140 163V164H142L140 169H142V170H140L139 168L135 170V168H134V169H130L128 171V169H129L127 167L128 165L126 164L127 165L126 166L125 162H123L122 160H119V159L123 158L122 156L119 157ZM132 155H135L136 157L134 156L135 158H133ZM144 155L142 157H144ZM196 155H198V156H196ZM229 155L230 154H228V156ZM160 156H162V155H160ZM176 156L173 157L172 161L178 160V158ZM178 157H180V156H178ZM111 158H112V163L110 162ZM183 158L184 157H182V159ZM153 159L156 162H153L154 161ZM232 159H236L237 161L239 160V163L237 164V161H235V160H233L234 161L233 162ZM221 160H224V163L221 162L224 165H222V164L220 165L219 162ZM258 160L261 161L262 166L260 164H258V163H260ZM121 161L124 164H122ZM145 161H144V163H146ZM194 161H196V160H194ZM242 161H244V160H242ZM257 161H258L257 164L259 166H261V168L257 164H255ZM105 162H106V164L108 162L107 166L110 165L108 167H111V168L105 169V167H104ZM118 162H120V164ZM196 162H195V164L197 165ZM235 162H236V164H235ZM251 162H253V160ZM240 163H241V165L243 164V166H244V167L242 166L243 171L241 170L242 168H241ZM153 164H155L158 167L161 165L160 166V168L162 167L161 170H160V168H158L160 170V172L162 171V169H167V171L169 170L168 171L169 173H166L167 172L166 170H164L165 174L163 173V171H162V173L164 174V176L165 175L169 176L170 173H172L171 176H169L170 178H168V176L167 177L165 176L166 178H164V176L161 175L162 173L160 174V172H159V174L157 173V175H156L157 169L155 168V165H153ZM232 164H233V166L234 165H236V166L232 167ZM200 165H202L203 167ZM256 165L258 167H255ZM102 166L104 167V169ZM121 166L124 168H122ZM153 166L156 169V171L154 169H152ZM115 167H118L119 169L117 168V170H116ZM120 167L122 168V170ZM132 167L130 166V168H132ZM150 167H152V168H150ZM237 167H239V170ZM220 168L223 169V171L221 170L222 172H225V170H226L225 173H228V174L226 176H224L225 173L223 175L222 172H219ZM224 168H225V170H224ZM232 168L236 169V171L234 172ZM198 169L200 170V172ZM118 170H120V171H118ZM123 170H127L129 173H127V171H124L125 172L124 173ZM196 170L198 171V174L195 173ZM245 170L250 171L249 173L252 176L255 175V180L258 179L257 181H260L261 183L259 182L260 184H258L257 181H253V183L256 182V183H254V185H253L252 181H250V183L248 181V183H247L246 181L249 180L250 177H252V176L250 174L246 173L247 171H245ZM141 171H144V172L142 173ZM152 171L154 172V174ZM228 171H231L232 176L229 175ZM238 171L239 172L242 171L244 174H243V176H241L242 173L240 172L239 174L241 177L239 176L240 179L236 181L234 179H236ZM121 172H123L124 174H122ZM149 172H151V173L148 175L147 173H149ZM212 172H213V174H212ZM214 172H215V174L216 173H218V174L215 175ZM130 173L134 174L132 176V178H133L132 183H131L132 178H131ZM184 173L181 172L182 175H184ZM234 173H236V176ZM135 174H137V175L135 176ZM175 174L177 176H175ZM245 174L247 176H249V179H247L248 177L247 178L245 177ZM147 175L150 177H153V178L155 177L156 180L160 181V182H158L159 184L155 185V183H156L155 178H154V181L153 180L148 181L149 177L146 178ZM105 177H107V178L109 177L111 182L108 181L109 179H107ZM222 177L224 178L223 181H222ZM225 177L227 178L226 181H225ZM242 177H243V179L245 177V179L243 180ZM153 178H151V179H153ZM215 178H217L218 180L221 179L220 181H222V182H219V183L216 182L218 180ZM230 178H234V179L232 180ZM106 179H107V181H106ZM251 179H253V178H251ZM228 180L231 182L233 181L234 183L237 182L236 184L240 183V186H238L239 185L238 184L237 188H234L233 186L236 184L233 185V183L229 182L230 183V185H229ZM240 180L241 181L243 180V183H244L243 185H241L242 182ZM167 181H168V185L167 184L166 185L169 188H167L166 186H165L166 187L165 188L164 185H162L164 182L167 183ZM238 181H240V182H238ZM108 182H110V183L107 184ZM150 182H154V184H152ZM226 182H227V184H226ZM170 183L171 184L174 183V186L178 185L177 187H179V186L183 187L182 190H184L185 193L182 191V192H180V194L182 195L184 193L185 196H181V200H180V202H178V206L175 209L170 208L171 211L170 210L167 211L168 213L156 212V210L158 211V205L156 206L155 205L156 203L159 204L160 202L162 203V201L163 202L166 201L167 203L172 202L170 200L167 201V198L163 199L161 201L160 198L157 197V196L162 195L160 193L164 192V190L163 191L161 190L162 187H164V189L166 190V193H168V194L169 193L173 194L174 191L176 192V190H174V189H176V187H174L172 185L173 186V188H172ZM212 183H213V186L218 184L219 192L217 190L214 191L211 188V186H209ZM222 183L224 184V187H223ZM249 184H251V185H249ZM257 184H258V186H257ZM226 185L232 186V190H231L232 193H231V191H230V194L227 193L228 196L226 195V192L229 190L228 189L229 187H227ZM259 185L262 187V189L259 187ZM220 186H222V187H220ZM225 186L227 188H225ZM160 187H161V189H160ZM180 187H179V189L181 190ZM216 187H217V185H216ZM171 188L173 189V192H172ZM221 188H222V190H221ZM224 188L227 190H225ZM167 189H169L170 192H167ZM238 189L240 190V192L242 190H244V192L242 191V193L240 195V192L237 193ZM251 189L254 191H250ZM258 189H260V190H258ZM160 191H162V192H160ZM246 191H248V192H246ZM216 192H218V194H216ZM222 192H225V193H222ZM245 192H246V194L244 195ZM254 192H255V194H253ZM256 192L258 193V195H256L257 194ZM233 193H234V195L237 193L235 196L236 201H234L236 203L231 202L235 198L234 195H232ZM248 193L255 195V196L252 195L255 199L258 196H259L257 198L258 200H259V198H261V197L262 198L259 201L256 199L258 201V203L257 202L255 203V201H252V199H251L253 197H250L251 194L249 196ZM156 194H158V195H156ZM213 194H216L220 197L216 198V197H214L215 195H213ZM209 195L211 196V198L209 197ZM223 196H224V198H222ZM230 196H231V198L233 197V200L231 198H228ZM162 197H164V196L162 195ZM240 197H241V199H240ZM215 198H216V200H215ZM238 198L240 199V201L243 199H244V201H241V203H240ZM217 199H219V200H217ZM223 199H225V201H226L225 203H223ZM248 200H250L253 205H255V204H257V205H255L253 207V205ZM217 201L221 202V203H218ZM237 202H239L238 206L236 205ZM230 203H233L234 206L231 205ZM172 204L170 203L169 205L172 206ZM228 204H230V205L228 206ZM235 205L237 206V208H234V207H236ZM246 205L248 207H250V209L249 208L246 209L245 208V207H247ZM217 206H218V208H217ZM219 206L220 207L223 206L224 208L228 206V209L225 208L226 209L225 210L223 207L221 209ZM231 206H233V207H231ZM155 207H157V208H155ZM167 207H169V206L166 205L165 208H167ZM229 207H231V209H234V211L232 210L233 211L232 212L231 209H229ZM243 207L245 209H243ZM254 208H255V210H253ZM167 209H169V208H167ZM218 209L221 210L222 213H219L220 211ZM223 209L225 211H227V210L228 211L224 212ZM235 209H237V210H235ZM240 209H242L243 212L240 211ZM245 211H246V213L248 212L247 215H249V214L251 215L250 211L254 212L255 215L258 216L259 219L256 220L257 217L254 218L253 215H252L253 217H251L249 215L250 218L253 220V222H251V219L249 217H248L249 219H247V215H244V214H246V213H244ZM223 213H225L226 215H224ZM227 213H228V215H227ZM254 213H252V214H254ZM241 216L242 217L244 216L243 221H242ZM224 217H225V219H224ZM244 218H246L245 221H244ZM226 220L229 221L230 225L228 223H226L227 222ZM235 220L237 221V223L234 222ZM238 220L241 222H239ZM254 221L257 225H260V226H258L259 228L256 227L258 229H255V227L253 226L255 224ZM233 224H234V226H232ZM257 225H255V226H257ZM232 227L235 230H233ZM185 229L186 230L188 229V231L185 232ZM231 230H233V232ZM184 232L186 234L189 233V236L187 237V238H189L188 240H186L187 238L186 239L184 238V236H183ZM242 238H244V239H242Z\"/></svg>",
	"mask_w": 264,
	"mask_h": 264
},
{
	"label": "bare ground",
	"instance_id": "6f19581e",
	"mask_svg": "<svg viewBox=\"0 0 264 264\" xmlns=\"http://www.w3.org/2000/svg\"><path fill=\"white\" fill-rule=\"evenodd\" d=\"M2 1H3V0H2ZM7 1H8V0H7ZM48 1L51 2L50 0H47V2H48ZM97 1H98V0H97ZM97 1L95 0L94 2H97ZM107 1H109V0L104 1V3H103L102 1H101V3H99L100 1H98L99 4L93 2V3L95 4V6H96V9H95V10H96V11L98 10L97 13L99 14L101 11H103V8H104V7H105L106 9H107L108 7L111 8V5L114 4V5H112V7L115 6V7H113L114 9H112V8H111V9H112L113 11L115 10V11H117V12H116V13H113V11H111V9H110L109 11H111L112 13L110 12L108 15L113 14V17H114V18H115V16H116V17L121 16V17H119L120 19H121L123 16H124V18H125L126 16H128V19H129V18L131 17V15L129 16L128 14L133 13V12H132L133 10L129 13L130 9H132L133 7L136 9L137 6H138V7L141 6V3H142V5H144V4L146 5L147 2H148V0H142V1L145 2V3L140 2L141 0H136V1H135L136 3L134 2V3H135V4H134V3H132V1H129L130 3H132L131 5L129 4V5L132 6V7H128V6H127L128 8H130V9H128L126 6H124V4L121 5V4H122V0H118V3H117V2H115V3H112V2H111V3H110V2H107ZM112 1H114V0H112ZM116 1H117V0H116ZM119 1H120V3H119ZM137 1H139V3H138ZM146 1H147V2H146ZM150 1H152V0H150ZM150 1H149L148 4H151V5H152L153 3H154V4H157V3H155V1H154V2L152 1L153 3L150 2ZM162 1L164 2L165 0H162ZM167 1H168V0H167ZM167 1H166V3H167ZM172 1H174V0H172ZM172 1H171V2H172ZM183 1H184V0H183ZM188 1H189L190 3H193L195 0H194V1H193V0H191V1H190V0H187V1H185V2H188ZM224 1H225V0H224ZM0 2H1V1H0ZM49 2H48V4H49ZM54 2H56V0H55ZM54 2H53V4H54ZM158 2H159V0H158ZM185 2H184V3H185ZM200 2H201V4L204 5V2H205V1H204V2H203V1H199V4H198V1H195V3L197 4V7H199V6L201 7ZM202 2H203V3H202ZM213 2H214V1H213ZM215 2H216V0H215ZM220 2H221V1H220ZM4 3H5V1H4ZM4 3H2V5H1V3H0V6H2V7H0L1 12H2V10H4V8H5L4 5L7 6L6 4H8L9 2H7V3H5V4H4ZM44 3H46V2H44ZM102 3H103V4H102ZM106 3H107V6H106ZM109 3H110V4H109ZM184 3H183V4H184ZM195 3H194V4H195ZM206 3H207V2H206ZM206 3H205V4H206ZM217 3H219V1H218ZM221 3H223V2H221ZM224 3H225V2H224ZM3 4H4V5H3ZM18 4H19V3H17V5H18ZM21 4H22V3H21ZM36 4H37V3L35 2V7L37 8ZM48 4H44V5H48ZM101 4L103 5V8L100 7V6H102ZM108 4H109L110 6H108ZM161 4H162V3H161ZM167 4H169V2H168ZM171 4H172V3H171ZM171 4H170V5H171ZM180 4H181V3H180ZM194 4H193V5L191 4V6H193L194 8L192 7L193 11H191V13L189 14L190 17L188 16V18H191V16H192V18H194L195 15H193V14H196V13H197V12H196V10H197L196 8H197V7L195 8L196 5L194 6ZM207 4H208V3H207ZM11 5H13L14 7H15V6L17 7V8L15 7V10L20 8V7L18 8V6L15 4V2H14V3H13V2L10 3L8 6H11ZM22 5H23V4H22ZM44 5H43V6H44ZM50 5H52V4H50ZM56 5H57V4H56ZM159 5H160V4H159ZM187 5H190V4H187ZM187 5H184V6H187ZM198 5H199V6H198ZM214 5H215V4H214ZM214 5H213V6H214ZM222 5H223V4H222ZM232 5L235 7V5H234L233 3H232ZM8 6H7V7H8ZM53 6H54V5H53ZM89 6H90V5H89ZM95 6H94V7H95ZM97 6H99V9H102V10H99ZM121 6H122V7L124 6L126 10L124 9V7L122 8ZM147 6H148V5H147ZM147 6H146V8H147ZM153 6H155V5H153ZM167 6H168V5H167ZM215 6L218 7L219 5H218V6L215 5ZM220 6H221V5H220ZM220 6H219V7H220ZM230 6H231V4H230ZM11 7H12V6H11ZM14 7H13V8H14ZM41 7H42V5H41ZM45 7H46V6H45ZM56 7L60 8V9H62V10H63V8H64V6H60V7H59V6H56ZM61 7H62V8H61ZM91 7H92V9H93V6H90V9H91ZM138 7H137V8H138ZM141 7L143 8V6H141ZM165 7H166V6H165ZM189 7H190V6H189ZM200 7H199V8H200ZM210 7H211V6H210ZM210 7H209V9H210ZM219 7H218V8H219ZM222 7H223V6H222ZM222 7H221V8H222ZM236 7H237V6H236ZM13 8H11V9H13ZM36 8H34V9H36ZM47 8H49V7H47ZM47 8H46L45 10H47ZM51 8H52V6H51ZM65 8H66V7H65ZM88 8H89V7H88ZM105 8H104V9H105ZM134 8H133V9H134ZM139 8H140V7H139ZM149 8H150V7H148V9H149ZM151 8H152V7H151ZM177 8H178V7H177ZM202 8H203V7H202ZM202 8H201V10H202ZM218 8H216V9L218 10ZM226 8H227V6H226ZM9 9H10V8H9ZM11 9H10V10H11ZM38 9H39V8H38ZM38 9H36V11H37ZM53 9H54V8H53ZM53 9H52V10H53ZM56 9H57V8H55L54 10H56ZM66 9H67V8H66ZM77 9H78V8H77ZM106 9H105V10H106ZM108 9H109V8H108ZM127 9H128V14H127ZM171 9H172V8H171ZM186 9H189V8H186ZM192 9H191V10H192ZM194 9H195V10H194ZM205 9H206V8H205ZM7 10H8V8H7ZM10 10H9V11H10ZM20 10L22 11V9H20ZM45 10L42 12L44 15H42L41 18H40V19L43 20V21H44V19H45L46 17H45V18H42V17H44L46 13H47V15H48V12H49V11L47 12V11H45ZM49 10H50V8H49ZM54 10H53L52 12H54ZM80 10H81V9H80ZM139 10H140V9H139ZM201 10H200V11H201ZM223 10H224V9H223ZM223 10L221 9V10H218V11H223ZM39 11H41V10H39ZM57 11H58V9H57ZM75 11H76V8H75ZM99 11H100V12H99ZM107 11H108V10H107ZM109 11H108V12H109ZM144 11H147V10H145V9L142 10V12H141V14H139V16L137 15V14H138V13H137L138 11H137V12L135 11V12L137 13V14H136V15H137V18L135 17V19L133 20V16H132V17L129 19L131 22H129V20H128V23H134V22H135V24H136V21H139L138 17L143 16L142 13H143L144 15H146V17H145V18H144V17H141V19H140L141 22L145 21V20H143L142 18H144V19L147 18V19H150V20L152 21V17H153V16L150 14L152 17H151V18L148 17L149 14H148V16H147V13H145ZM148 11H149V10H148ZM181 11H184V9L181 10ZM186 11H188V10H186ZM186 11H185V12H186ZM189 11H190V9H189ZM194 11H195V12H194ZM197 11H199V10H197ZM200 11H199V12H200ZM1 12H0V14H4V16L6 15V13H4V12L1 13ZM44 12H45V13H44ZM52 12H51V13H52ZM55 12H56V11H55ZM55 12H54V13H55ZM58 12H60V11H58ZM58 12H57V13H58ZM64 12H65V11H63L62 14H64ZM119 12H121V14H120ZM154 12H155V11H154ZM156 12H157V9H156ZM156 12H155V13H156ZM163 12H164V11H163ZM185 12L182 13V14H185V15H186ZM192 12H193V13H192ZM211 12H212V11H211ZM42 13H41V14H42ZM49 13H50V12H49ZM51 13H50V14H51ZM105 13L107 14L106 11H105ZM123 13H126V15L123 14ZM149 13H153V12H149ZM176 13H177V12H176ZM179 13H181V12H179ZM188 13H189V12H188ZM188 13H187V14H188ZM201 13H203V12L201 11ZM216 13H220V12H217V11H216ZM223 13H224V12H223ZM223 13L221 12V14H223ZM58 14H60V13H58ZM101 14H103V12H101ZM114 14H115V15H114ZM116 14H117V15H116ZM122 14H123V16H122ZM159 14H160V13H159ZM164 14H165V13H164ZM191 14H192V15H191ZM210 14H211V13H210ZM7 15L9 16V13H7ZM54 15H55V14H54ZM54 15H53V16H54ZM87 15L90 16V15H92V14L90 13V14H87ZM132 15H135V14H132ZM180 15H181V14H180ZM202 15H203V14H202ZM211 15H214V14L212 13ZM211 15H210V16H211ZM4 16H3V15H2V16L0 15V19H1L2 21H3V19H2L1 17H4ZM57 16H58V15H57ZM88 16H86V17H88ZM100 16L102 17V15H100ZM100 16H99L100 19L98 18L99 20H101V17H100ZM163 16H165V15H163ZM178 16H179V15H178ZM182 16H183V15H182ZM186 16H187V15H186ZM193 16H194V17H193ZM197 16H198V14H197ZM203 16H204V15H203ZM205 16H206V15H205ZM231 16H232V15L228 16V18H227L228 20H226V19H225L226 17H224V20L227 21L228 23H231L232 21L229 22L230 20H233V17H231ZM5 17H6V18H9V17H7V16H5ZM5 17H4V18H5ZM54 17H56V15H55ZM54 17H53V18H54ZM86 17H85L86 20H84L83 18H82V19H83L84 21H87V22H88V20H87ZM90 17H91V16H90ZM93 17H94V18H95V17L97 18L98 16L96 15V13H94L93 16L91 17L92 19H90V18H88V19L93 20ZM103 17H104V18L106 17L105 14L103 15ZM107 17H108V16H107ZM110 17L113 18L112 15H110ZM110 17L108 18V22H110V20H111L110 23H111L112 26H110V27L108 26L109 28L107 27V25L110 24V23H108V24L105 23L106 21H105L104 18H103L102 20H104L105 22H103L102 20H101V21H102V24H103L104 26H105V24H106V28H107V29H106V28H105V29H106L107 31H109V32H106V33L115 34V32H116L115 30H114L115 32L112 33V32H113V31H112L113 28H115V27H113V25H114V24H115V25H116V24H117V25L120 24V23H118V22L121 21V20L124 19V18H122L121 20H120V19L118 20V18H115V19H113V22H114L116 19H117L116 21H118V22L115 21V23H112V19H111ZM176 17H177V16H176ZM212 17H213V16H212ZM215 17H216V14H215ZM215 17H213V18H215ZM218 17H219V16H218ZM220 17H221V15H220ZM53 18H52V19H53ZM165 18H166V17H165ZM165 18H163V19L165 20ZM172 18H173V17H172ZM174 18H175V17H174ZM183 18H184V17H183ZM200 18H201V17H200ZM213 18H212V19H213ZM229 18H232V19H229ZM54 19H55V18H54ZM137 19H138V20H137ZM153 19L155 20V19H157V17H155V18H153ZM158 19H159V18H158ZM210 19H211V18H210ZM219 19H220V18H219ZM5 20H7V19H5ZM5 20H4V21H5ZM94 20H96V19H94ZM106 20H107V19H106ZM132 20H133V22H132ZM170 20H171V19H170ZM172 20H173V19H172ZM193 20L195 21V19H193ZM193 20H191V21H193ZM196 20H198V19H196ZM204 20H205V19H204ZM220 20H223V19H220ZM43 21H41V22H43ZM51 21H52V20H51ZM80 21H81V20H80ZM101 21H100V22H101ZM148 21H149V20H148ZM148 21H145V23L148 22ZM155 21H156V20H155ZM161 21H162V19H161ZM184 21H185V20H184ZM202 21H203V20H202ZM215 21H216V22H215ZM89 22L92 23L93 21H92V22L89 21ZM97 22H98V21H97ZM100 22H99V23H100ZM126 22H127V21H126ZM153 22H154V21H153ZM153 22H152V23L149 22L150 24H149V23H147V24H148V25L157 24L156 22H155V23H153ZM157 22H158V20H157ZM178 22H179V21H178ZM180 22L182 23V19H181ZM188 22H189V19H187L185 23H188ZM195 22H196V21H195ZM195 22H194V23H195ZM197 22H198V21H197ZM214 22H215V24H218V23H219V22L217 23V20H213L212 23H214ZM222 22H224V21H222ZM52 23H53V22H52ZM55 23H56V22H55ZM55 23H53V24H55ZM82 23H84V22L82 21ZM82 23H81V24H82ZM85 23H86V22H85ZM94 23H95V25H96V24L99 25V23L93 22V24H94ZM159 23H160V21L158 22L157 25H153V28H155V29L157 28V29H158L159 27H157V26L160 25ZM161 23H162V22H161ZM191 23H192V22H189L190 25H191ZM202 23H203V22H202ZM202 23H200V24H202ZM204 23H205V22H204ZM212 23H210V24L212 25ZM232 23H233V22H232ZM41 24H43V23H41ZM88 24H89V23H88ZM162 24H163V23H162ZM165 24H167V26H169L168 23L165 22ZM165 24H164V25H165ZM179 24H180V23H179ZM215 24H213V25H215ZM220 24H221L222 28L224 27L223 29H225L226 26L228 27V24H227V23H225V25H223L222 23H220ZM255 24H258V23L255 22ZM43 25H44V24H43ZM85 25H86V24H85ZM90 25H91V24H90ZM90 25H89V26H90ZM115 25H114V26H115ZM136 25H138V24H136ZM136 25L131 24L133 30L138 29V28H137L138 26L136 27ZM164 25H162V26L164 27ZM186 25H187V24H186ZM192 25H193V24H192ZM211 25H209V26H211ZM89 26L87 25V27H89ZM119 26H120V25H119ZM131 26L128 25V28L130 29ZM140 26H141V25H140ZM207 26H208V24H207ZM209 26H208V27H209ZM221 26H219V27L217 26L218 28L215 27V29L217 28L219 31H221V30H222ZM229 26H230V27H228V28H230L231 31H229L230 29L228 30V28H226L227 32L229 31V32L231 33L232 30H233V32H235V31L237 32V31H238V30H235V28H231V27L233 26L232 24H231V25L229 24ZM92 27H93V26H92ZM111 27H113V28L110 30ZM122 27H123V26H122ZM134 27H135V28H134ZM254 27H255V26H254ZM93 28H94V27H93ZM93 28H92V29H93ZM96 28H97V27H96ZM98 28H99V27H98ZM123 28H124V27H123ZM139 28H140V27H139ZM161 28H162V27H161ZM167 28H168V27H167ZM167 28H166V29H167ZM195 28H196V27H195ZM209 28H213V27H209ZM220 28H221V29H220ZM83 29H84V28H83ZM85 29H86V28H85ZM115 29H120V27H119V28L116 27ZM121 29H122V28H121ZM129 29H128V30H129ZM132 29L129 30V33H130L131 35H132V33H135V32H132V31H133ZM140 29H141V28H140ZM159 29H160V28H159ZM163 29H164V28H163ZM166 29H164V30H166ZM193 29H194V28H193ZM206 29H207V27H206ZM256 29H257V28H253V29H252V30H253V31H252L253 33H252V34L254 35L253 37H255V38H253V37L251 36V35H252L251 32H250V34H251V35H250V34H249V31H248V34L250 35V37H252V38L254 39V40H253V39L251 38L252 40H250V37L248 36V37H249V40L251 41V42H250V41L248 40V42H249V43H252V42L254 41L252 44H254V45L256 44V47H257L258 44L260 43V41H261L262 43L264 42V41H263V38H264V35H263V34H264V33H263V32H264V27L261 28L262 31L259 30L260 28L258 29L260 32H262V34L257 30V32L260 33L259 37H258V33L256 32ZM90 30H91V29H90ZM101 30H102V28H101ZM103 30H104V28H103ZM126 30H127V29L125 28V30H124L125 33H123L124 36H123V38H121V39H122V40H121L122 42H120V43H121V45H122V43H123V44H125V43H129V46H128L129 49H131V48H133V49L131 50V52H129V51H128L129 49L127 48V45H128V44H127L125 47L122 45V46L124 47L125 50L128 49V50L126 51L127 53L123 52V53H125V54H124L125 57H124V56H123V57H124L125 59L128 58V64H127V62H126V65H125V62H124V64H123V62H121L122 60H120V59L118 58V59L120 60V62L125 66V70H127V68L130 67V68L128 69V70L130 71V72L128 71V75H123V76H128V77H126L128 80H127V79H124L123 76H122V74H125V73H123V72H124V71H123V70H124L123 68H122V72H121V71L119 72V73H121V76H122V77L120 76L119 79L121 80V78H122V81H123V82H124V80H125V81L127 80L126 82H124L126 85H123V84H124L123 82H120V83H121V84L123 83L122 85H123L124 87L127 86V85H129L128 87H125V89L123 88L124 94H122V95H123L124 97H122V98H120V96H119V97H115L116 94L114 93V90H111V91H113V92H111V91L109 90V89H111V88H110V87H107V84H108V83L101 84L100 79H103L102 82L105 81V80H104V75H103V73L101 74V72L98 71L97 66L94 65L95 63H93V66H92V64L89 63V64H90V65H89L88 63L85 62V61H88V60H89L88 58H90V57H93V58H91V60L94 59L95 57L98 58V56H99L98 54H100V53H99L100 51H99V48H98V47L101 46L103 49H104V48L106 49V47L102 46V42H103L104 40H105V41H104L105 44H106V43L108 44V43L110 42L109 44L111 45V41H113L114 38H115V37L117 38V36L119 35V33H118L119 30H118L117 33L115 34L116 36H115V35H111V34L108 35V34L105 33L104 36L107 35V36H106V39L104 38L102 41H101L102 36H101V39L98 37V38L100 39V41H99V39H98V41L101 42L100 44H99V42L96 41V39H95L96 43H94V40H93V44L96 45V46L93 45V48H92V47L90 48V49H91V50H90L91 53L87 54L88 52H90V51H88V50H89V47H88V48L86 49V51H85V52H86V55L88 56V58H87V56L84 57V58H85V60H83L84 63H83L80 59H79L80 61L78 60V61L80 62V64H81V62H82L84 65H85V64H86V65H89L88 68H89V67H91L92 69L94 68V69H93V71L95 70L94 73H95L96 75L98 74V76L100 77V79L98 80L97 78H99V77H96V75L93 73V71H92V74L90 73V75H92L93 78H94L93 80L90 79V80H91L90 82H92V85H93V82H95V84H99V82H100V84H99V85H94V86H92L93 88L91 87L92 89L89 90V87H88V86L90 85V82L88 81V84L86 83L87 80H89V79L87 78V80H86V82H85V79H86V78H84V77H86V76H85V75H83L84 77L82 76L81 79L84 78V79L82 80V83L85 82L86 84L84 83L83 85L87 86V87L85 88V89H87V90H84V91H85L86 93H88L87 91L89 90V93H90V94H91V93L93 94V96L90 95L91 97L88 96V98L90 99V98L94 97V95H95V96L98 97L99 99L103 100L102 105L105 106V107H107L106 105H108V103H110L109 101L113 102V103H110V104H111V107L108 106L109 108H111L110 110H109V108H108V110L111 111L112 109H115V110H112V111H117V112H115V113H117V114L122 113V112H120V111H121L123 108H120V107L122 106V104H125L126 98L128 97L127 95H129L130 92L133 94V91H135V90H137V91H138L137 94H139V89L141 90V89H143L144 87H145V89H147L146 84H148V85H147L148 87H152L151 89L149 88V89H150V92H149V90L146 91V93L148 92V94H150V96L152 95V93H155L154 91H156L155 89H157V88H158L157 90H159V89L161 88V89L159 90V92H157V94L159 93L158 96H160V92H161V90L163 91V88H165V87H167L166 89L169 90V91H170V89H172V88H173V90H175L176 87H177L176 85H179L178 87L180 88V82H178V81H179L178 79L180 78V76H177V77H179V78L177 79V82H178L179 84H177V83H176V78H177V77L175 76L176 71H175V73H174V70H175V69H174L173 72H172V69H169V70H168V68L166 67L167 70L169 71L168 73H166V72H167L166 68H165V69H164V68H161V66L163 65L162 62H165V63H166V62L169 60V59H167V61H165V59H166L165 57L167 56L168 52H165V53H164V51L162 52V53H164L165 56H163V54L160 55V54H161L160 52H159L160 54H158V49H157V52H156V46H157V47H159V46H158V45L154 46L153 43H152L151 45H153V47H155V48H153L152 50H151V48H149L148 50L144 49V51H145V50L147 51V54H146V55L144 54V55H145V58H147V55H149L150 53H152V52L154 51V49H155L154 52H155L156 54H154V53H153V54H154V55H158V56H155V57H156V60L160 57V59H158V60H159V62H161V61H162V62L160 63L159 66H160V68H161L162 70H163V69H164V71L166 70V72L163 73V71L161 70V71H162V72H161V71H160V68H158V72H159V73L157 72L158 74H156L155 71H153L154 74L151 73V75H150V73L147 74V72H145V74L141 75V72H142V71H146V70L144 69V67H143L144 70L141 69V67L143 66V64H142V66H140L141 63L144 62V58H143L144 56H142L143 54L140 53V50H141L140 47H141V46H144L146 43H145L144 45H143V44H142V45L140 44V45H141V46H140L139 43H138L137 41H139V40L142 38L144 41L141 39L143 42H142L141 40H140L139 42H140V43H141V42L144 43V42L146 41V37H147V36H145V35H149V34H150L149 32L153 31V29L151 30V28H149V30H151V31H149L148 34H147V31H148V30L145 29V30H147V31H146V33L144 32V34H143V31H144V28H143L142 31H140V32L142 33V34H141L142 36L136 34V38H137V36H141V38L139 37L140 39H139V38L135 39V38H134L135 35H133V38L135 39V40H134L135 43H134L133 41H131V39H133L131 36L129 37V36L126 35V34L128 33V30H127V31H126ZM138 30H139V29H138ZM138 30H137V31H138ZM160 30H161V29H160ZM213 30H214V28H213ZM226 30H225V31L222 30L221 32H223V31L226 32ZM254 30H255V31H254ZM93 31H94V30H93ZM111 31H112V32H111ZM137 31H136V33L139 32V31H138V32H137ZM168 31H169V30H167V33H168ZM196 31H197V30H196ZM207 31H208V29H207ZM209 31H210V30H209ZM216 31H217V30H216ZM219 31H218V33L216 32V33H217V37H218V36H223V35L219 34ZM90 32H92V31H90ZM97 32H98V31H97ZM122 32H123V30H122ZM126 32H127V33H126ZM140 32H139V34H140ZM153 32H154V31H153ZM155 32H156V31H155ZM163 32H164V31H163ZM214 32H215V31H214ZM214 32L212 31V34H213ZM221 32H220V33H221ZM224 32H223V34H224ZM236 32H235V34L237 35ZM254 32H256L257 35H255ZM92 33L94 34V32H92ZM129 33H128V34H129ZM165 33H166V32H165ZM165 33H164V34H165ZM169 33H170V31H169ZM187 33H188V32H187ZM196 33H197V32H196ZM203 33H204V31H203L201 34H203ZM209 33H210V32H209ZM230 33H229V34H230ZM117 34H118V35H117ZM120 34H122V33H120ZM156 34H157V33H156ZM164 34H163V35H164ZM171 34H172V33H170L169 35H171ZM189 34H190V33H189ZM198 34H200V33H198ZM207 34H208V33H207ZM212 34H210V35H212ZM226 34H228V33H226ZM233 34H234V33H233ZM95 35H96V34H95ZM125 35L130 39V40H128L129 42L127 41L128 38H125L126 42H125V41L123 42V39H124ZM151 35H152V33H151ZM169 35H168V36H169ZM172 35H173V34H172ZM176 35H177V36H176L177 38H176V37H175V38L179 40V38H178V37H179V36H178V33H177ZM205 35H206V34H205ZM205 35L201 36V38H200L199 35H198V37H197L196 39H197V40H198V38H199V39H203ZM210 35L208 34V36H210ZM261 35L263 36V38L260 39ZM93 36H94V35H93ZM96 36H97V35H96ZM104 36H103V37H104ZM110 36H111V37H110ZM112 36H113L114 38H113ZM121 36H122V35H121ZM121 36H120V37H121ZM165 36H167V35H165ZM165 36H163V40H165V39H164V38H166ZM168 36H167V38H168ZM181 36H182V35H181ZM206 36H207V35H206ZM208 36H207V38H208ZM212 36H214V37H211V36H210V37H211V40H213V39H217V37L215 38V36H216L215 34L212 35ZM224 36H225V37H223V38L225 39V38H227L229 35H224ZM226 36H227V37H226ZM82 37H83V36H82ZM91 37H92V36H91ZM94 37H95V36H94ZM144 37H145V38H144ZM150 37H151V36H150ZM169 37H171V36H169ZM173 37H174V36H173ZM188 37H189V36H188ZM210 37H209V38H210ZM231 37H232V36H231ZM233 37H234V36H233ZM6 38L8 39V36H5V40H6ZM111 38H113V39L111 40ZM148 38H149V37H148ZM161 38H162V37H161ZM167 38H166V39H167ZM175 38L173 39V41L175 40ZM181 38H183V37H181ZM205 38H206V37H205ZM218 38H219V37H218ZM220 38H221V37H220ZM220 38H219V39H220ZM223 38H221L220 40L218 39L219 42H221ZM228 38H229V37H228ZM228 38H227V39H228ZM256 38H257V41H259V43L256 41ZM258 38H259L260 40H258ZM80 39H81V38H80ZM92 39H93V37H92ZM107 39H108V40L110 39V40L108 41ZM153 39H154V38H153ZM227 39H226V40H227ZM232 39H234V38H232ZM235 39H236V38H235ZM235 39L233 40L234 42L236 41L235 43H234L233 41L231 42V41L228 40L229 43L231 42V43L234 44V45H233L234 47H236V45H235L236 43H241V42H238V40H235ZM18 40H20V39H18ZM82 40H83V39H82ZM119 40H120V39H119ZM168 40H169V42H171L172 38H171V40H170V38H168ZM168 40H166V42H168ZM192 40H193V39L191 38V40H190V41H191V44L193 43ZM211 40L206 39V41H204V39H203V42L210 41V44H211V43H212ZM230 40H231V39H230ZM7 41H9V40H7ZM80 41H81V40H80ZM80 41H79V44H77V43H75V42L73 41L72 45H71V43H70L71 47L74 46V44H75V46H76V44H77L76 47H78V45H80ZM91 41H92V40H91ZM106 41H108V42H106ZM117 41H118V40H117ZM173 41H172V42H173ZM199 41H201V40H199ZM214 41H215V40H214ZM216 41H217V40H216ZM228 41H223V42H224V44H226L225 42H228ZM241 41H242V40H241ZM246 41H247V40H246ZM246 41H244V43H245ZM23 42H24V41H23ZM70 42H71V41H70ZM82 42H83V41H82ZM82 42H81V44H82ZM84 42H85V40H84ZM104 42H103V44H104ZM166 42H165V43H166ZM169 42H168V43H169ZM176 42H177V40H176ZM195 42H197V41H195ZM201 42H202V41H201ZM219 42H218V43H219ZM223 42H221V43H219V44L222 45ZM20 43H21V42H20ZM113 43H114V41H113ZM177 43H178V42H177ZM177 43H175V41H174L173 45H174V44H177ZM188 43H189V42H188ZM188 43H187V45H188ZM197 43H198V42H197ZM231 43H230V47L232 46ZM242 43H243V41H242ZM262 43H261V46L264 44V43H263V44H262ZM10 44H11V43H10ZM10 44L7 42L6 46H8V48H9ZM23 44H24V43H23ZM67 44L69 45V43H67ZM67 44H65L64 47H66ZM87 44H89V43H87ZM90 44H92V43H90ZM115 44H116V43H115ZM191 44H190V45H191ZM207 44H208V43L205 44V47L210 45V44H208V45H207ZM227 44H228V43H227ZM227 44H226V46H227ZM246 44H247V43H246ZM246 44H245V45H246ZM15 45H16V46L18 45L17 47H19V45H20V48H24V47H25V46H23L22 44H18V42H17V44H14V46H15ZM70 45H69V47H70ZM83 45H84V44H83ZM110 45H109V46H110ZM117 45H118V44H117ZM165 45H166V44H165ZM169 45H170V44H169ZM169 45H168V46H169ZM171 45H172V44H171ZM237 45H238V44H237ZM239 45H241V47L243 46V47H244L243 49H245V48L247 49V47H248V49H249V46H250V45H249V46L246 45L247 47H245V45H243V44H239ZM239 45H238V46H239ZM254 45H252L253 48H254ZM259 45H260V44H259ZM86 46H87V45H86ZM89 46H90V45H89ZM111 46H113V44H112ZM114 46H116V45H114ZM122 46H120V44H119V47H118V48L120 49ZM202 46H204V45H202ZM222 46H224V45H222ZM222 46H221V47H222ZM252 46H251V47H252ZM261 46H258V47L260 48ZM69 47L67 46L66 48L68 49ZM82 47H83V46H82ZM84 47H85V46H84ZM84 47H83V48H84ZM101 47H100V49H101ZM123 47H122V49H123ZM150 47H151V46H150ZM172 47H173V46H172ZM190 47H192V48L189 50V52L191 51V54H189V56H191L192 59H191L190 63H188V64H189V66H188L189 71H188V72L190 73V75H192V76L195 78V79L192 80V84H193L192 87H194V89H193L192 91H193L194 96L196 97L198 90H199L200 88L203 90V88L206 86V84H205L206 79L203 78V74H205L206 71H209V72H207V73H211L212 68H213V71H212V72H214V73L212 74L213 77H212V76H209V75H210V74H209L207 78H211V79H213V78L216 77L215 79H213L214 81H215L216 79H217V81H218V80L221 81V78H223V76H222V72L225 73V72H227V70L229 69V68H228V69L226 70V69L223 67V65H225V66H229V65H227V64H228V61H227V64H226V62H225L226 60H224V58H226L225 55H228V53H226V54L223 55V56H225V57L221 58V59H223V60L218 59V58H220V57L222 56L221 53H220V51H222V53H224V52H223L224 48H223V50H222L220 47H218V45H217V47H216V46H213V47H214V51H213V53H214V55H216V57H215V58H216V61H219V60H220L221 64L224 63L223 65H221L220 62H218V65H215V68H216V67H218V68L215 69V68L213 67L214 65L211 66V67H209V65H211V64H209V65L206 64V61H205L204 58H206L207 55L204 57V54L202 53V49H201L198 45H195V44L193 43L192 46H190ZM215 47H216V48H215ZM224 47H225V46H224ZM228 47H229V45L227 46V48H228ZM241 47H236V48L241 49ZM251 47H250V48H251ZM72 48H73V47H72ZM74 48H75V47H74ZM74 48H73V49H74ZM97 48H98V50H96ZM111 48H113V47H111ZM143 48H145V47H143ZM143 48H142V49H143ZM217 48H219V52H218ZM253 48H251V49L253 50ZM261 48H262V47H261ZM69 49H70V48H69ZM69 49H68V50H69ZM76 49L81 50L82 48H81V49H80V48H76ZM84 49H85V48H84ZM122 49H121V50H122ZM124 49H123L122 51H125ZM209 49H213V48H211V46H209ZM225 49H226V48H225ZM263 49H264V47H263L262 49H258V48H257V52H258V51L261 52V50H263ZM74 50H75V49H74ZM74 50H73V51H74ZM107 50H108V48H107ZM109 50H110V49H109ZM109 50H108V51H109ZM121 50H120V52L122 53ZM163 50H164V49H163ZM165 50H166V49H165ZM183 50H184V49H183ZM186 50H187V49H186ZM216 50H217V52H216ZM252 50H249V51H251V52L254 53V54L252 53L251 55L253 56L254 60L256 59V56H257V59H259V60H258V63H259V62L261 61V59L264 58V57L262 56V55L264 54V50H263V52L258 53V55H256L257 53L255 52V50H253V51H252ZM24 51H25V50H24ZM26 51H27V50H26ZM65 51H66V53H68V55H71V54H69L70 52H72L71 49H70L69 52H68L66 49H65ZM92 51H93V52H92ZM98 51H99V52H98ZM168 51H169V50H168ZM205 51H206V50H205ZM208 51H210V50H208ZM78 52H79V51H78ZM80 52H81V51H80ZM85 52L83 53V55L85 54ZM97 52H98V54H97ZM110 52H111V51H110ZM112 52H114V49H113ZM128 52H129L130 54H129V57L126 58V54H127V56H128ZM141 52H142V50H141ZM226 52H228L227 49H226ZM27 53L29 54V52H27ZM176 53L178 54L177 57L179 56V53L181 54L180 51H179V52L177 51ZM210 53H211V51H210ZM210 53H209V54H210ZM213 53H212V54H213ZM218 53H219V54H218ZM236 53H237V52H236ZM255 53H256V54H255ZM262 53H263V54H262ZM25 54H26V53H25ZM28 54H27V55H28ZM73 54H74V53H73ZM77 54H80V53H77ZM116 54H118V53H116ZM141 54H142V55H141ZM206 54H207V53H206ZM209 54H208V55H209ZM212 54H211V55H212ZM217 54H218V55H221V56L217 57ZM233 54H234V53H233ZM238 54H239V52H238ZM238 54H237V55H238ZM30 55H31V54H30ZM81 55H82V52H81ZM83 55L80 56V58L83 57ZM97 55H98V56H97ZM120 55H121V54H120ZM186 55H187V54H186ZM214 55H213V56H214ZM234 55H235V54H234ZM234 55H233V58H234V59L232 58V59L234 60V62L236 61V58H237V60H238V61L235 62V65H239L240 63L242 64L241 61H243V63H244L245 65L242 64V66H241V65L237 66V69H238V67H240V68L238 69V71H237V69H233V68H232V65H233V64H231V65L229 66L230 69H231V71H232V69H233V71L236 70V71H234V72H236V73L238 74V73H241V72H239L240 69L243 70V69L246 68L247 65H248V66H251V65L253 64V65H252V68L249 67V70H252V71H249V70H248V71H245L246 69L244 70L245 73H244V71H243V73L245 74L244 77H246L247 75H249V74H246L247 72H250V75H254V74L256 73L255 71H253V69L255 70V67H256V66H255V65H256L255 62L257 63V60H255V62L252 63V62L254 61L253 58H252L253 61H251L250 57L247 56V58H245V59H246V60L249 59V61H251L250 64H249V63L247 64V61H248V60H247V61H246L245 59L242 60L243 57H242L241 55H240V57H242V58H240V57L237 56V55H235V57L237 56V57L235 58ZM249 55H250V53H249ZM72 56H73V55H71V58H72ZM76 56H78L77 58H75L76 61H77V59L79 58V55H76ZM84 56H85V55H84ZM89 56H90V57H89ZM114 56H116V55H114ZM151 56L154 57L153 55H151ZM209 56H210V55H209ZM260 56H262L263 58L260 57ZM25 57H26V55H25ZM28 57H29V59L31 58L30 56H28ZM28 57H27V59H28ZM69 57H70V56H69ZM119 57H120V56H119ZM149 57H150V56H149ZM149 57H148V58H149ZM163 57H164V58H163ZM177 57H176V58H177ZM207 57H208V56H207ZM84 58H81V59H84ZM116 58H117V57H116ZM116 58H115V59H116ZM148 58H147V59H148ZM176 58H174V59L176 60ZM229 58H230V56L228 57V59H229ZM239 58H240V59H239ZM86 59H87V60H86ZM147 59H145V60H147ZM149 59H152V58H149ZM153 59H155V58H153ZM153 59H152V61H153ZM162 59H163L164 61H163ZM185 59H186V58H185ZM189 59H190V58H189ZM210 59H211V56H210ZM226 59H227V58H226ZM94 60H96V59H94ZM156 60H155V62H153V63L151 64L152 69H155L154 67H156V64H157V66H158V60H157V61H156ZM206 60H207V58H206ZM240 60H241V61H240ZM74 61H75V60H74ZM89 61H90V60H89ZM117 61H118V60H117ZM123 61H124V60H123ZM125 61H127V60H125ZM150 61H151V60H150ZM171 61H172V60H170L168 63H171ZM176 61H177V60H176ZM176 61H175V64L177 63ZM188 61H189V60H188ZM229 61L231 62V60H229ZM239 61H240V62H239ZM244 61H245L246 63H245ZM249 61H248V62H249ZM72 62H73V61H72ZM72 62H70V63L73 64ZM172 62H174V61H172ZM230 62H229V64H230ZM118 63H119V62H118ZM147 63H150V62L147 61ZM185 63H186V62H185ZM207 63H208V61H207ZM209 63H211L210 60H209ZM236 63H237V64H236ZM238 63H239V64H238ZM258 63H257V64H258ZM80 64L77 63V65H76V64H75V65L73 64V65H74V66H77V68H78ZM119 64H120V63H119ZM119 64H118V65H119ZM171 64H172V63H171ZM171 64H166V65L170 66ZM181 64H182V63H181ZM216 64H217V63H216ZM254 64H255V65H254ZM73 65H72V67H73ZM148 65H150V64H148ZM176 65H177V64H176ZM178 65H179V64H178ZM219 65L223 67V71H222V69H220L222 72L219 70ZM243 65L245 66V68L243 67ZM261 65H262V67H261V69H260V66H261ZM81 66H83V65H80V68H82ZM94 66H95V67H94ZM126 66H127V67H126ZM174 66H175V65H174ZM174 66H173V68H175ZM186 66H187V65H186ZM258 66H259V65H257V67H258ZM260 66L258 67V69H259L260 71L262 70L263 73H262V71H261V73H260V71L257 69L256 71H259V72H257L258 75H257V74H256V75H257L258 77H259V76H262V78H260V79H262V81H263V80H264V75H263V74H264V69H262V68H264V67H263V66H264V59H263V63H262V61L260 62ZM83 67H84V66H83ZM162 67H163V66H162ZM164 67H165V66H164ZM179 67L182 68V67H184V66H179ZM242 67H243V69H242ZM86 68H87V66H86ZM91 68H90V70H89L88 72H91ZM95 68H96L97 70H96ZM119 68H120V70H121V66H120ZM184 68H185V67H184ZM75 69H76V68H75ZM78 69H79V68H78ZM78 69H77V70H78ZM117 69H118V68H117ZM152 69H151V67H150V70H152ZM156 69H157V68H156ZM156 69H155V70H156ZM177 69H178V72L181 71V70H179V68H177ZM214 69L217 70V71H215ZM247 69H248V67H247ZM72 70H74V67L72 68ZM72 70H71V71H72ZM77 70H76V72H77ZM131 70H132V72H131ZM150 70H148V71H150ZM170 70H171V72H170ZM184 70H185V69H184ZM96 71H97L98 73H97ZM219 71H220V72H219ZM72 72H73V71H72ZM151 72H152V71H151ZM182 72H183V71H182ZM185 72H186V71H185ZM188 72H187V73H188ZM218 72H219V73H218ZM234 72H233V73H234ZM252 72H253V73H252ZM254 72H255V73H254ZM139 73H140V74H139ZM180 73H181V72H180ZM216 73H218V77H219V74H221V75H220L221 77H219V79L217 78V76H216L217 74H216ZM227 73H228V72H227ZM227 73L225 74V76L227 75ZM93 74L95 75V77H96V79H97L98 81H96V79H95V77H94ZM100 74H101V75H100ZM177 74L179 75V73H177ZM214 74H215V75H214ZM229 74H230V73H229ZM229 74H228V75H229ZM259 74H260V75H259ZM232 75H233V74H232ZM238 75H239V74H238ZM238 75H237V76L234 75L235 77L233 78L234 82H235V79H236V83L239 82L242 78H244V77H243V74L241 73V74H240L241 79L239 80L240 77H239ZM241 75H242V76H241ZM79 76L81 77V75H79ZM101 76H102V77H101ZM105 76H106V75H105ZM204 76H205V75H204ZM70 77H71V75H70ZM72 77H73V76H72ZM75 77H77V76H75ZM175 77H176V78H175ZM230 77H232V76H230ZM230 77H229V78H230ZM236 77H237V78H236ZM247 77H248V76H247ZM253 77H254V76H252V77L249 76L248 78H249L250 80H252ZM224 78H225V77H224ZM229 78L227 77L226 80L223 79V81L225 82L226 85H228L229 80L231 81V78H230V79H229ZM68 79H69V78H68ZM73 79H75V78L73 77ZM76 79H77V78H76ZM123 79H124V80H123ZM169 79H170V80H169ZM227 79H229V80L227 81ZM237 79H238L239 81H238ZM254 79H255V78H254ZM203 80H205V81H203ZM208 80H209V79H207V82H208ZM243 80L246 81L247 79H245V78L242 79V81H241L240 83H242ZM250 80H248V81L245 82L246 84H248V87H249V89H247V88H246V89H247V91H249L250 88H251V89H252V88L254 89L255 86H256V88L252 91L253 93H251L252 95L254 94V97H253V96H249V94H248V95H245V98L248 97V96H249L248 99H250V97H251V98L253 97V98H252L253 101H254V100L257 101V99H259V102H260V99L263 98V97L260 95L261 92L259 93V91H258V92L256 93V91L259 89L258 86H260V84H259V85H256V84H258L259 81L256 83L257 79H255L256 81L253 80L251 83H253V82L255 81L256 84L253 83V85H254V84H255V85H254V87H251L250 85H252V84H251V83H250V84L248 83V82H250ZM80 81H81V80H80ZM83 81H84V82H83ZM188 81H189V80H188ZM214 81H212V83H214V84L211 83V84L214 85V86H217V85L220 86V85H219L220 83H221V84H224V82H223V83H222V82H219V83H218L217 81H215V82H214ZM226 81H227V83H226ZM96 82H98V83H96ZM105 82H107V81H105ZM207 82H206V83H207ZM216 82H217V85L215 84ZM234 82L232 81V83H234ZM72 83H73V82H72ZM75 83H76V82H75ZM75 83H74V84H75ZM80 83H81V82H80ZM202 83H204V85H203L204 87L201 86ZM260 83H261V82H260ZM207 84H208V85L206 86V88H207V87H208V88L210 87V88L212 89V85L209 84V83H207ZM225 84H224V85H225ZM102 85H104V86H102ZM105 85H106V86H105ZM149 85H150V86H149ZM154 85H156V86L159 85V86H158V87L155 86L154 91H152V93H151V90L153 89ZM189 85H190V84H189ZM210 85H211V86H210ZM224 85H223V86H224ZM226 85H225V87H226ZM230 85H231V83H230ZM230 85H229V86H230ZM233 85H234V84H233ZM238 85L240 86L239 83H238ZM238 85H237V86H238ZM242 85H243V86H242ZM242 85H241V87L244 88V87H245L244 83H243ZM253 85H252V86H253ZM85 86H83V87H85ZM182 86H183V85H182ZM218 86H217V88H218ZM229 86H227L226 89H225V87H224V88L222 87V88H223L222 91H221V89L219 88L220 91H221L220 95H222L223 92H224V90H227V89L229 88ZM261 86H262V85H261ZM79 87H80V88H79L80 91H81V90L83 91L82 87H81V86H79ZM101 87H102L103 89H102ZM159 87H160V88H159ZM202 87H203V88H202ZM231 87H232V86H230V88H231ZM233 87H234V86H233ZM241 87H240V91L246 93L245 90L243 91ZM246 87H247V85H246ZM262 87H263V86H262ZM262 87H260L261 90H262ZM206 88H205V90H206V91H209V90H207L208 88H207V89H206ZM210 88H209V89H210ZM217 88H216V89H217ZM235 88H237V87H236V84H235ZM235 88H233V92H234V90H236ZM238 88H239V87H238ZM257 88H258V89H257ZM72 89H73V88H72ZM211 89H210V90H211ZM219 89H218V91H219ZM256 89H257V90H256ZM263 89H264V87H263ZM105 90H106V91H105ZM178 90H179V89H178ZM202 90H201V91H202ZM213 90H214V87H213ZM229 90H230V89H228L226 92H228ZM238 90H239V89H238ZM261 90H260V91H261ZM108 91L111 92V93H109ZM141 91H142V90H141ZM175 91H176V90H175ZM179 91H180V90H179ZM206 91L203 90L202 93L204 94ZM215 91L217 92V90H215ZM215 91H214V92H215ZM72 92H74V91H72ZM76 92H77V91H76ZM142 92L144 93V90H143ZM142 92H140V93H142ZM164 92H165V91H163V94H164ZM180 92H181V91H180ZM180 92H178V93H180ZM209 92H210V94L208 93V95L210 96L212 91H209ZM216 92H215V93H216ZM226 92H224L223 95H225ZM229 92L232 93V96H233V92H232V90L229 91ZM242 92H238V93H237V91H235L234 96L237 97L236 95H239V97H237V98H235V99H239L240 97H244V96H240V95L242 94ZM250 92H251V91H250ZM254 92H255V93H254ZM78 93H81V92L78 91L77 94H78ZM131 93H130V94H131ZM143 93H142V94H143ZM146 93H145V94H146ZM166 93H167V91H166ZM168 93H169V92H168ZM202 93H200L199 95H201ZM215 93H213V94H215ZM218 93H219V92L216 93L217 95H216V94L214 95V98L221 99V98L225 97V96L222 95L223 97L221 96V98H220V95H219ZM236 93H237V94H236ZM239 93H241V94H239ZM248 93H249V92H248ZM258 93H259V95H258ZM64 94H65V93H64ZM67 94H70V93L67 92ZM67 94H66V95H67ZM134 94H136V92H135ZM134 94H133V96H130V97H132L133 99H134V97L136 96V95L134 96ZM163 94H161V96H162L161 98H163ZM170 94H173V93L170 92ZM170 94H166V96H167V95H170ZM174 94H175V92H174ZM174 94L171 96V98H172V97L174 98ZM191 94H192V93H191ZM191 94H190V96H192ZM205 94H207V93H205ZM213 94H212V95H213ZM251 94H250V95H251ZM255 94H256V96H255ZM74 95H75V94H74ZM82 95H83V96H86V95L84 94V92H83ZM82 95L79 94V95H78V98H77V96H76L77 99L75 98V100H78L79 97H81ZM122 95H121V96H122ZM155 95H156V94H155ZM175 95L180 96L181 94H177V93H176ZM208 95H207L206 97H209ZM126 96H127V97H126ZM139 96L141 97V95H139ZM139 96L137 95L138 98H139ZM148 96H149V95H147V97H148ZM190 96H188V97H190ZM194 96H193V97H194ZM216 96H218V97H216ZM228 96L230 97V94H229V93H228ZM228 96L226 97V100H227V101L225 100V101L228 102V103L225 104L226 106L223 105L224 107H227V104L232 106V104H229V102L232 103L231 100L234 99V97H232V99L230 100V98H229ZM257 96H259V97L257 98ZM67 97H68V95H67ZM96 97H95V98H96ZM104 97H105V101H104ZM151 97H154V96L152 95ZM200 97L202 98V95H201V96H198V98H199V99H198V100H199L198 103L201 102V101H200ZM210 97H211V96H210ZM261 97H262V98H261ZM86 98H87V97H86ZM86 98H85V99H86ZM98 98H96V99H98ZM118 98H120L119 101L117 100ZM132 98H131V99H132ZM142 98H143V97H141V99H142ZM145 98H146V96L143 98V100H144L143 103H144V104H146L145 101H147ZM158 98H159V97H157V99H158ZM168 98H169V97H168ZM171 98H170V99H167V98L165 97L162 101H160V99H159V102L157 103V105H156V102H157L158 100H154V99H151V98H150L151 101H153V100L156 101V102L154 103V105L151 104L152 102H149V103H148L147 108H145L146 105H143L144 108L147 109L148 112H149V109L152 108L151 110H154V108H156V109H155L156 111H151V113L155 112L154 117H153V118L150 117V118L152 119L153 124H155V126H154V127H155V130L158 129L159 126L161 127V129L163 130V135L166 136V140H165V141H167V142L164 141V143H166V145H162V144H164L163 142H161L162 144H160V143H159V144L156 143L155 140H156L157 138H156L155 136H157V135L160 136L159 133H157V131L154 132V131L152 130V132H153V136H151V137H147V136H148L147 133H146V134H143V136L145 135V136L147 137V141H148V139H149V141H151V139L153 140V139H154L153 137H155V139L153 140V141H155V143H153V144H149V141H148V144L145 146V148H144V147L142 148L143 151H144L143 153H146L147 156H151L150 158H155V159H157V160H159V159L161 158L162 160L160 159L161 161L159 160V162L164 163V164L166 165V167L170 164V166H172L171 168H174L176 171L174 172V171H173L174 169H171V168H168V167H167V169H169L170 171H172V172H174V173H176V174L178 173V176L175 174V176H177L176 179H173V178H172V180H173L174 182L176 181L175 183H177L178 185H180L181 183H182V184H185V182L187 181V180L185 181L186 174L184 173V170H186V172H187V169H189L188 167H192L191 169L194 170V169L197 168V166L200 164V163L198 164V161H197L198 158L195 157V159L192 160L190 154H187L188 152L186 153L188 156L186 155V157H185V155L182 154V153L185 154V151H186V150H184V148H186V149L189 151V153H190V151H193V150L197 149V147L200 149L199 151H201V149H202V151L204 152V154H206L205 156H206V158H207V160H205V162H202V159H200V158L198 159V160H201L202 164L204 165V168H203V169H205V168L207 169V168H210V167L212 168L213 166L215 167V165L218 164V163H216L215 165L213 164V166H212V163L215 161V159H219V158H221V159L223 158V159H224V157H226V160H227L228 162H225V163H224V160H221L219 163H220V165H221V164H222V165L225 164V168H227L226 166H227L228 164H230L229 162H231V159L228 160L229 157H232V155H231L232 153H231V152H233V151L235 152V150H236V152H237V148H238L239 145H241V143H242V142H241V143H240V142H237L238 140L241 141L240 139L242 138V136L239 135L240 132H239L238 130H240V129L236 128L237 130H234V132L236 131V132L238 133V136H239V137H236V134H235L236 132L234 133V132L232 131V133L235 134V135H233V134H231V135H233V136L236 138V139H235L236 141H234V139H233V140L231 141V143L234 141V143L236 142V143H235L236 145H238L237 143H240V144H239L238 146H236V149H234V147H233V149H231L232 146H231V147H230V146L228 147V144L231 145V143H229L228 141H230V140L232 139V138H230V133H231L230 131H231L232 129H231V130H228V128L230 129V126H233V127L236 126V127H237L238 123H241V122L237 121V119H236V123H237V124H235V120H234V122H233L234 125H232L230 121L233 120L234 118L231 119V117H232L231 114L234 115L235 113H237L239 110H237V112H236L235 110H236V109H239V108L241 107V106L239 107L238 105H240V104L242 103V101H243V100H246L247 98H246V99H243V100L241 101V103H240V100H238V102H239L240 104H239L238 102H235V103H238V104H235L234 107H236V105H237L239 108H234V107L232 106V108H233V109H232V108H230V106H229V109H228V110L223 109L224 107L221 106L222 101H220V100L217 101L216 99H214V98L212 97V98H213V102H214V106H215V107H214V106H213V103H212V100H210V102H211V103H210V102H209V99H210V98H209V99L206 98V99L208 100V102L206 101L207 104H206L205 102H204V103H205V105H208V106H209L208 109H207L206 107H205L206 110L201 109L202 107L204 108V104H199V105H198L197 102H196V104H195V110H196V111L193 110V111H190V112L188 111V109L191 110L192 108H191V107L188 108L189 106L187 107V105H186L187 102H185L186 100H185L184 102H185V105H186V107H187L188 109H186V108H185V110L182 109V110H184V112H183L182 110L179 111L182 107H183V108L185 107V106L183 105V101H181V103H182L183 106H182L181 108L179 107L180 109H177L178 106H179L178 103L181 104L180 102L177 101L179 98L177 97V99H176V101H177V102H176V105H175L174 99H172V100H173V101H172ZM255 98H256V99H255ZM96 99H94V101H93V100H91V101H87V99H86V100L83 99L84 101H87V102L89 103V104H87V105H89V106L86 105V108H87V107H91L95 101H97V102H95V105H96V103H98V106L101 105V100H99V101H100V102H99V101L96 100ZM107 99H109V101H108ZM114 99H115V100H114ZM203 99H205V98H202V99H201L202 102H203ZM223 99H225V98H223ZM240 99H241V98H240ZM75 100L73 101V98H72V101H73V102H75V103L78 102V101H75ZM106 100L108 101V103H107ZM136 100H137V99H136ZM138 100H139V101H138L137 103L140 102V99H138ZM183 100H184V99H183ZM187 100H188V99H187ZM193 100H194V98H193ZM195 100H196V99H195ZM195 100H194V101H195ZM228 100H230V101H228ZM114 101H115V102L118 101L117 105H119V106H116V105H115L116 108H112V107L114 106L113 104H115ZM132 101H133V100H132ZM194 101H193V102H194ZM204 101H205V100H204ZM215 101H217V103H215ZM248 101H249V100H248ZM263 101H264V100H262V102H263ZM79 102H80V101H79ZM79 102L76 103L75 107L77 106V104L79 105ZM91 102H93V103L90 104ZM119 102H122V103H119ZM128 102H129V101H128ZM128 102H127V103H128ZM135 102H136V101H135ZM188 102H189V101H188ZM219 102H221V103L218 104ZM244 102H245V101H244ZM254 102H255V101H254ZM257 102H258V101H257ZM257 102H256V103H257ZM259 102H258V103H259ZM81 103H84V104H85L86 102H83V101H82ZM104 103H105V104H104ZM106 103H107V104H106ZM129 103H130V105H129L128 109L132 106V105H131V101H130ZM137 103H136V104H137ZM208 103L211 104L212 108H211L210 104H208ZM246 103H247V105H248V102H245V104H246ZM250 103H251V100H250L249 104H250ZM73 104H74V103H72V105H73ZM110 104H109V105H110ZM141 104H142V102H141ZM141 104H140V107H141ZM192 104H194V103H192ZM215 104H216V105H215ZM254 104H255V103H253V104L251 103L250 105H251V106H254ZM81 105H82V104H81ZM81 105H80V107H81ZM95 105H93L94 107H92V108H98V106H95ZM150 105H153V106L150 108V107H149ZM177 105H178V106H177ZM247 105H246V107L250 106V105H248V106H247ZM260 105H261V104H259V106H260ZM73 106H74V105H73ZM84 106H85V105H84ZM124 106H125V105H124ZM126 106H127V104H126ZM176 106H177V107H176ZM180 106H181V105H180ZM190 106H192L191 103H190ZM218 106H221L222 108H220V107H218ZM259 106H258V105H257L256 107L254 106V108H257V107H259ZM99 107H100V106H99ZM105 107H104V109H105ZM117 107H118V108H117ZM140 107H138V108H139L140 111H141V108H140ZM148 107H149V108H148ZM192 107H193V106H192ZM217 107H218L219 109H218ZM86 108H85V109H86ZM92 108H87V109H86V110H88L87 112H89V113H88V116L85 114V115L87 116V118L89 117V114H90L92 111L94 112V110H89V109H92ZM102 108H103V107H101V108H99V109L102 110ZM124 108H126V107H124ZM210 108H211V109H210ZM213 108H217V110H216V109L214 110ZM241 108H245V105L243 104ZM241 108H240V109H241ZM249 108H250V107H248V109H249ZM254 108L252 107L253 110H254ZM82 109H84V108H83V105H82V108L80 109V112H81ZM99 109H98V111H99ZM131 109H132V108H131ZM142 109H143V108H142ZM145 109H143V110L145 111ZM220 109H221L222 111H221ZM226 109H227V108H226ZM73 110H74V109H73ZM105 110H106V109H105ZM124 110H125V109H124ZM143 110H142V111H143ZM202 110H204V111H202ZM218 110L221 111L222 113H219ZM256 110H258V109H256ZM260 110H261L262 112H261ZM260 110H258L259 112H258V111H256V112L259 113V114L262 113V116H263V117H262L261 115L257 114L256 112H254V113H256V114L259 115V116H256V114H255V115H254V118H253V116L251 117V120H252V119L254 120V119H255V116L257 117V119H258L260 116H261V118L264 119V111H263L262 109H260ZM78 111H79V110H78ZM95 111H97V110H95ZM102 111H103V110H102ZM109 111L106 110V112H108L107 114H110ZM126 111H127V108H126ZM126 111H125V112H126ZM138 111H139V110H138ZM138 111H135V112H134V110H133V112H134L135 114H136V112H138ZM147 111H146V112H143V113H145V115L143 114L144 117L149 115V114L147 113ZM223 111H224V112H223ZM243 111H244V112H247V111H246V108H245V110H243ZM243 111H242V110L240 111V114H241V115H242ZM250 111H252V110H250ZM254 111H255V110H254ZM87 112H86V113H87ZM93 112H92V113H93ZM181 112H182V113H181ZM241 112H242V113H241ZM99 113H101V111L98 112V114L96 113L97 116L94 115V119H95V117H97L96 119H98V117H101V118H99L100 122H96V121H94V122L97 123V124H98V123L101 124V121H104V123H105L106 118H105V116L102 117V116L105 114V111L102 112L103 114L100 115V116H98ZM123 113H124V112H123ZM178 113H179V115H178ZM247 113H248V112H247ZM81 114H83V112H82ZM117 114H115L114 116L116 117ZM127 114H129V113H126V115H125V113H124L125 117H127ZM138 114L141 115V118H142V116H143L142 113L140 114V112H138ZM146 114H147V115H146ZM238 114H239V113H238ZM238 114H237V116H236V114L234 115L235 118H239V117H240V115H238ZM91 115H92V114H90V116H91ZM105 115H106V114H105ZM112 115H113V112H112ZM124 115L121 114V117H124ZM130 115H131V113H130L128 116H130ZM139 115L136 114V116H138V117H139ZM177 115H178L179 119L174 120V118H176ZM181 115H183L184 117L180 119V116H181ZM251 115H252V114H251ZM81 116H83V115H81ZM86 116H84V117H86ZM110 116H111V115H110ZM114 116H113V117H114ZM118 116H119V115H118ZM118 116H117L116 118H110V119H114V120L116 119V120H117V118H120V117H118ZM134 116H135V115H134ZM136 116H135V118H136V119H135V118H133V115H132L131 120H130V117H128V118H129V121L127 120L128 123L126 122V124H127V128H126L127 132H126L125 134H123V133H122V130H121V133H122L121 135H124V137H125V135H126V134L128 135V133H129V136L132 134L131 132H128V130L133 131V130H135V129H128V127H129V125H134V122H133V124H132V122H131L132 119H133V121H137L138 117H136ZM234 116H233V117H234ZM238 116H239V117H238ZM242 116H243V115H242ZM242 116L240 117V119L243 121ZM125 117H124V119H125ZM144 117H143V118H144ZM87 118L85 119L86 121H88ZM91 118H92V116H91ZM104 118H105V119H104ZM141 118H140V119H141ZM143 118H142V119H143ZM171 118H173L172 121H171ZM243 118H244V117H243ZM261 118H259V119H261ZM107 119H108V118H107ZM134 119H135V120H134ZM142 119H141V120H142ZM146 119H147V118H146ZM146 119H145V120H144V119L142 120V121H143V124H144L145 121H147ZM229 119H231V120L229 121ZM259 119H258V120H259ZM263 119H262V120H263ZM89 120H90V119H89ZM108 120H109V119H108ZM116 120H115V122H116ZM168 120H170V121H168ZM241 120H240V121H241ZM245 120H246V119H245ZM262 120H261V121H262ZM92 121H93V118H92ZM109 121H110V120H109ZM112 121H113V120H112ZM112 121H111V122H112ZM122 121H123V120H121V118H120V122H121V126H120V127H122V124L124 125V122L122 123ZM113 122H114V121H113ZM113 122H112V123H113ZM115 122H114V123H115ZM129 122H130V124H129ZM137 122H140V120L137 121ZM254 122H255V121H254ZM254 122L252 121V123H251L252 126H254V125H255V126H258V125H259V127H260V126H263V125H264V123H263V125H260L262 122H261V123H260V122L257 123L258 125H256ZM256 122H257V121H256ZM263 122H264V121H263ZM87 123H88V122H87ZM91 123H92V122H91ZM104 123L102 122V124H104ZM117 123L119 124V120H118ZM117 123H116V124H117ZM145 123H146V122H145ZM253 123H254V124H253ZM79 124H80V123H79ZM89 124H90V123H88L87 125H89ZM92 124H93V123H92ZM92 124H91V126H92ZM99 124H98V127H99ZM102 124H101V126H103ZM118 124H117L116 126H118ZM138 124H139V123H138ZM138 124L135 122V127H137ZM143 124H142V125H143ZM214 124L217 126L216 128H218V127H219V128L216 129L215 132H212L211 127L214 126ZM230 124H231V125H230ZM243 124H244V123H243ZM243 124H242V125H243ZM111 125L113 126V128L115 127V125H113V124H111ZM111 125H110V126H111ZM142 125H139L138 128H139L140 126L142 127ZM242 125H241V127H242ZM96 126H97V125H96ZM101 126H100V127H101ZM105 126H106V125H105ZM110 126H109V129H110ZM112 126H111V128H112ZM244 126H245L244 128H246V126H247L248 129H249L250 124H248V123L246 122V123L244 124ZM255 126H254V127H255ZM93 127H94V125H93ZM123 127H126V125L123 126ZM123 127H122V128H123ZM131 127H132V126H130V128H131ZM141 127L139 128V130L142 129ZM144 127H145V126H143V128H144ZM146 127H147V126H146ZM146 127H145L144 129H142V130L144 131V130L146 129ZM149 127H150V126L148 125V127H147L148 130L150 129ZM154 127H153V129H154ZM156 127H158V128H156ZM239 127H240V126H239ZM241 127H240V128H241ZM263 127H264V126H263ZM263 127H262V128H263ZM82 128H83V127H82ZM88 128H89V127H88ZM102 128H103V131L101 130ZM105 128H106V127H105ZM105 128H104V127H101V129L99 128L100 130H98V131H97L98 128H95V129H96V131H97L98 133L100 132V134H101L102 132H103V133L105 132ZM122 128H121V129H122ZM132 128H134V126H133ZM138 128H137L136 130H137L138 133H140L142 130L139 132ZM186 128H187V129H186ZM84 129H85V130H84ZM106 129H107V128H106ZM114 129H115V128H114ZM114 129H113V130H114ZM159 129H160V128H159ZM184 129L188 130L187 135L185 134L186 137L183 136V135H184V134H183L184 131H183V133L181 132V131L184 130ZM246 129H247V128H246ZM82 130H84V132L87 131L86 127L83 128ZM111 130H112V129H111ZM111 130H110V131H111ZM119 130H120V128L118 129V132H120ZM136 130H135V132H136ZM148 130H146V131H148ZM186 130H185V131H186ZM242 130H243V128H241V132H242ZM260 130H261V127H260ZM262 130H263V129H262ZM101 131H102V132H101ZM106 131H107V130H106ZM146 131H145V132H146ZM202 131H204V133H203L204 135L201 134L202 136H204V137H203L204 140H203V142L201 143V142H200L201 139H200V140H197V139H196V138H197L196 135H197V134H200ZM227 131H228V134H227ZM248 131H249V130H248ZM248 131L246 132L247 135H248ZM84 132H81V133H84ZM111 132H113V131H111ZM145 132H143V133H145ZM130 133H131V134H130ZM138 133H137V134H138ZM141 133H142V132H141ZM141 133H140V134H141ZM154 133H156L157 135H155ZM133 134L136 135V133H134V131H133ZM140 134L138 135V137L140 136ZM181 134H183V135H181ZM241 134H242V133H241ZM84 135H85V133H84ZM102 135H103V134H102ZM104 135H106V134H104ZM110 135H111V134H110ZM110 135H109V136H110ZM182 136H183L184 138H183ZM202 136H201V137H202ZM233 136H231V137H233ZM103 137H104V136H103ZM106 137H108V134H107ZM114 137H115V134H114L113 138H112V137H111V138L108 137V140H109V139H110V140H111V139H115ZM120 137H121V136H120ZM134 137H135V136H134ZM146 137H144V140H146ZM234 137H233V138H234ZM247 137H248V136H247ZM122 138H123V136H122ZM126 138H127V137H126ZM130 138H131V136H130ZM142 138H143V137H142ZM161 138L164 139V137L161 136L160 139H159V138L157 139V142H160V141L162 140ZM237 138H238V139H237ZM239 138H240V139H239ZM105 139H106V138H105ZM118 139H119V138H118ZM127 139H128V138H127ZM132 139H134V138H133V135H132ZM135 139H136V140H139V138L137 139L136 137H135ZM167 139H169V140L172 139V140L168 142ZM184 139H185L186 141H185ZM106 140H107V139H106ZM158 140H159V141H158ZM182 140H183L184 142H186L185 145H183L184 148L181 147V143H182L181 141H182ZM104 141H105V140H104ZM112 141H113V140H112ZM115 141H116V140H115ZM124 141H125V143L123 142V144L126 145V144H127V143H126V140H124ZM134 141H135V140H134ZM162 141H163V140H162ZM250 141H251V139L248 140V142H250ZM117 142H118V141H117ZM127 142H132V141H131V139H130V140H127ZM139 142H140V141H139ZM139 142H138V143H139ZM145 142H146V141H145ZM145 142L143 141V143H145ZM251 142H252V141H251ZM251 142H250L251 147H250V145L248 144L249 147L246 146V148H248L249 150H250V148H251L250 151H252V149H253V145H255L254 147H255V149L257 148L256 150L260 149V148L257 147V145L259 146V144L256 145V144H252V143H254V142H252V143H251ZM111 143H112V142H111ZM121 143H122V142H121ZM121 143L118 145V148H117V149L121 148V147H120ZM138 143H136V146H137ZM140 143H141V142H140ZM143 143H141V144L143 145ZM150 143H151V142H150ZM234 143H232V144H234ZM141 144H138V145L141 146ZM235 144H234V145H235ZM242 144H243V143H242ZM112 145H114V144H112ZM144 145H145V144H144ZM160 145L163 146V148H162L163 152H162V151L159 152V151L161 150ZM234 145H233V146H234ZM116 146H117V144H116ZM129 146H130V148H131V149L129 148V151H131L130 153H132V152H133V153H139V154H136V155H138V156L140 155V151H138L139 149H136V146H135V145H133V146H132V145H129ZM129 146H127V147H129ZM131 146H132V147H131ZM162 146H161V147H162ZM241 146H242V148H243V145H241ZM125 147H126V146H125ZM133 147H134V151L136 150L135 152L132 151V150H133V149H132ZM141 147H142V146H141ZM157 147L160 148V150L157 151L159 154L157 153V154H155V155H151V154H152L151 152H150V154H148V151H150V150L153 151V150H155V149H158ZM122 148H123V147H122ZM178 148H180V149H179V153H180V154H178V151L175 152V150L178 149ZM181 148L184 150V152H182V153L180 152V151H181ZM229 148H230V149H229ZM240 148H241V147H239V149H240ZM242 148H241V149H242ZM246 148H245V150L242 149L241 156H242L245 152H247V153L250 152V151H247L248 149H246ZM114 149H115V148H114ZM124 149H125V148H123V151H124ZM239 149H238V150H239ZM255 149H253L254 152L252 151L253 155L255 154V151H256ZM98 150H99V149H98ZM121 150H122V149H121ZM229 150H231V151H229ZM260 150H261V149H260ZM87 151H88V150H87ZM89 151H90V150H89ZM117 151H118V150H117ZM137 151H138V152H137ZM141 151H142V150H141ZM202 151H201V152H202ZM113 152H114V151H113ZM113 152L110 153V154L112 155ZM234 152H233V153H234ZM236 152H235V154H234L235 157H237V155H239V154L236 155ZM256 152H258V153L260 152V153H261V151H259V150L256 151ZM87 153H88V152H87ZM91 153H92V152H91ZM91 153H90V154H91ZM116 153H117V152H116ZM116 153H115V154H116ZM121 153H122V152H121ZM121 153H120V154H121ZM191 153H192V154H193V153L198 154V152H196V151L191 152ZM242 153H243V154H242ZM250 153H251V152H250ZM252 153H251V155H252ZM92 154H93V153H92ZM110 154H109V155H110ZM122 154H125V153L123 152ZM177 154H178V155H177ZM181 154H182L183 156H182ZM199 154H201V153L199 152ZM199 154H198V155H199ZM228 154H230L231 156H230V155L228 156ZM245 154H246V153H245ZM245 154H244V155H245ZM248 154H249V153H248ZM109 155H108V156H109ZM125 155H126V154H125ZM125 155H124V156L119 155V157H120V156L123 157V158H121V159H119V160H122V161H123ZM141 155L143 156L144 154H141ZM141 155H140V156H141ZM160 155H162V156H160ZM176 155H177V156H176ZM198 155H196V156H198ZM244 155H243V156H244ZM249 155H250V154H249ZM257 155H259V154H257ZM130 156H131V155H130ZM132 156H133V158L136 157L135 155H132ZM134 156H135V157H134ZM138 156H137V158H138ZM140 156H139V157H140ZM142 156L140 157L141 159L143 158L142 160H144L145 158H149V157H146L145 155H144V157H142ZM153 156H154V157H153ZM159 156H160V157H159ZM175 156L178 158V160H175L176 162H175L174 160L172 161L173 157H175ZM178 156H180V157H178ZM194 156H195V155H194ZM199 156H200V155H199ZM202 156H203V154H202ZM234 156H233V157H234ZM243 156H242L241 159H240V155H239V156H238V159L240 160L241 163H242V162L244 163V166H246L247 164H249V162L253 164V163L255 162V157H257L256 154H255V156H254V159H253L252 156H251V157L249 156V158L251 159V160H250L248 157H245V156H244V157L246 158V160L249 159V161L247 160V163H246V165H245L246 160H245V159H242V158H244ZM260 156H261V155H259V157H260ZM116 157H117V156H116ZM182 157H184V158L182 159ZM235 157H234V158H235ZM259 157H257L256 159H259V160L263 161V159L261 158L262 156L260 157L261 159H260ZM137 158H136V159H137ZM140 158L138 159V160H139L138 162L141 163L142 161H140V160H141ZM150 158H149V159H146V161L144 160L146 163H144V161H143V163H142L143 165H145L146 169H147V166L149 167V165H150V164H148V165L146 166V164L149 163L150 160H151L150 162H152V159H150ZM177 158H176V159H177ZM179 158H180V159H179ZM193 158H194V157H193ZM108 159H109V158H108ZM126 159H128V158H126ZM126 159H125V160H126ZM136 159H133V160H134V163H135L136 165H138V164L136 163L137 161H135ZM125 160H124L123 162H125ZM153 160H154V159H153ZM194 160H196L197 162L194 161ZM233 160L237 161L236 159H232V161H233ZM239 160L237 161V164L239 163ZM242 160H244V161H242ZM252 160H253V162H251ZM259 160H258V161H259ZM122 161H121V163L124 164ZM126 161L128 162V160H126ZM131 161H132V160L130 159V160H129V163H130ZM216 161H217V160H216ZM258 161H257L255 164H257ZM261 161H259L260 163H258V164L261 165ZM108 162H109V161H108ZM108 162H107V164H108ZM110 162L112 163V158H111V161H110ZM110 162H109V163H110ZM153 162H156V161L154 160ZM195 162L197 163V165L195 164ZM221 162H223L224 164L221 163ZM233 162H234V161H233ZM118 163L120 164V162H118ZM129 163H126V162H125V165H126V164L128 165V166L126 165V166L129 168L128 171H129L130 169H134V168H135V167H134V168L132 167V165L134 166V163H132V165L130 164V166H131L132 168H130ZM140 163H139L140 167H138L139 169L141 168V165H142V164H140ZM204 163H205V164H204ZM241 163H240V165H241ZM107 164H106V162H105V163H104L105 166L103 165V166L105 167V169H107V168H108V169L111 168V167H108V166H110V165L107 166ZM155 164H156V163H155ZM155 164H153V165H155ZM167 164H168V165H167ZM235 164H236V162H235ZM258 164H257V165H258ZM101 165H102V164H101ZM111 165H112V164H111ZM157 165H158V164H157ZM162 165H163V164H162ZM257 165H256L255 167H258V166H259V165H258V166H257ZM103 166H102V167H103ZM126 166H125V167H126ZM150 166H151V165H150ZM160 166H161V165H160ZM160 166L158 167V166L155 165V168L157 169V171H156V169L154 168V166H153V168H152V167H150V168L154 169V170L156 171V175H157V173L159 174V172H160V170H161V168H162V167L160 168ZM200 166H202V165H200ZM200 166H199V167H200ZM217 166H218V165H217ZM228 166H231V165H228ZM234 166H236V165H234ZM234 166H233V164H232V167H234ZM242 166H243V164L241 165V168H242ZM244 166H243V167H244ZM261 166H262V165H261ZM261 166H259V167L261 168ZM104 167H103V169H104ZM112 167H113V166H112ZM121 167H122V166H121ZM121 167H120V168H121ZM142 167H143V166H142ZM202 167H203V166H202ZM239 167H240V166H239ZM239 167H237L238 170H239ZM249 167H250V168H248V166H247V167H244V169H249V170L252 172V169H251V165H250V164H249ZM115 168H116V170H117L118 167H115ZM115 168H114V169H115ZM122 168H124V167H122ZM122 168H121V170H122ZM138 168H135V170L138 169ZM158 168H160V170H159ZM184 168H187V169H184ZM222 168H223V167H222ZM222 168L219 169V170H220L219 172H222V171H223ZM225 168H224V170H225ZM241 168H240V169H241ZM262 168H263V167H262ZM118 169H119V168H118ZM144 169H145V168H144ZM167 169H162L163 173H164V170L167 171ZM201 169H202V168H201ZM216 169H217V168H216ZM228 169H229V168H228ZM232 169H233V168H232ZM140 170H142V169H140ZM147 170H149V169H147ZM147 170H146V171H147ZM150 170H151V169H150ZM154 170H153V171H154ZM169 170H168V171H169ZM178 170H179L180 172H179ZM198 170H199V169H198ZM211 170H212V169H211ZM221 170H222V171H221ZM241 170L243 171V168H242ZM258 170H259V169H258ZM263 170H264V168H263ZM118 171H120V170H118ZM124 171H127V170H123V172H124ZM128 171H127V173H129ZM131 171H132V170H131ZM144 171H145V170H144ZM144 171H141V172L143 173ZM153 171H152V172H153ZM162 171L160 172V174L162 173ZM168 171H167L166 173H169ZM233 171L235 172L236 169H233ZM242 171H240V172L242 173L241 176H243V174H244ZM245 171H247V170H245ZM250 171H247L246 173L250 174V173H249ZM123 172H121V173L124 174L125 172H124V173H123ZM132 172H133V171H132ZM181 172L184 173V175H182ZM199 172H200V170H199ZM225 172H226V170H225ZM225 172H222V174L224 175ZM228 172H229V175L232 176L231 171H228ZM240 172H239V171L237 172V176H238V177L240 176V174H239ZM133 173H134V172H133ZM150 173H151V172H149V173H147V174L149 175ZM163 173H162L161 175L164 176L165 173H164V174H163ZM195 173L198 174V171L196 170ZM252 173H255V172H252ZM259 173H260V172H259ZM153 174H154V172H153ZM153 174H152V175H153ZM171 174H172V173H170L169 176H171ZM212 174H213V172H212ZM212 174H211V175H212ZM214 174H215V172H214ZM216 174H218V173H216ZM216 174H215V175H216ZM227 174H228V173H225L224 176H226ZM234 174H235V176H236V173H234ZM130 175H131V178H132V176H133L134 174L130 173ZM136 175H137V174H135V176H136ZM148 175H147V177H146V178L149 177V178H148V181H151V180L154 181V178H155V177L153 178V177H150V176H148ZM219 175H220V174H219ZM250 175H251V174H250ZM255 175H256V173H255ZM255 175H254V176L251 175L252 177H250V179H249V176H247V175L245 174V177H246V178L248 177L247 179H249V180H247L246 182L248 183V181H249V183H250V181H252V183H253V181H257L260 177H259V176L257 177V175H256V177H257L258 179L255 180ZM165 176L167 177L168 175H165ZM165 176H164V178H166ZM169 176H168V178H170ZM182 176H183V177H182ZM184 176H185V177H184ZM217 176H218V175H217ZM220 176H221V175H220ZM224 176H223V177H224ZM237 176H236V179H234L235 177H234V178H230V179H232V180L234 179V180L237 181V180H239L240 177H241V176H240V177L238 178ZM137 177H138V176H137ZM223 177H222V181L224 180ZM245 177H244V179H245ZM105 178H107V177H105ZM129 178H130V177H129ZM151 178H153V179H151ZM158 178H159V177H158ZM187 178H188V177H186V179H187ZM219 178H220V177H219ZM228 178H229V177H228ZM251 178H253L254 180L251 179ZM107 179H109L108 181L111 182V180H110L109 177H108ZM107 179H106V181H107ZM149 179H150V180H149ZM215 179H217V178H215ZM242 179H243V177H242ZM244 179H243V180H244ZM260 179H261V178H260ZM260 179H259V180H260ZM131 180H132V181H131V183H132V182H133V178H132ZM213 180H214V179H213ZM217 180H218V179H217ZM220 180H221V179H219V180L216 181V182H218V183H219V182H222V181H220ZM226 180H227V178L225 177V181H226ZM243 180H242V181L240 180V181L242 182L241 185L244 184V183H243ZM261 180H262V179H261ZM155 181H156L155 185H156V184H159L158 182H160L159 180H156V178H155ZM173 181H172V182H173ZM183 181H185V182L183 183ZM240 181H238V182H240ZM110 182H108L107 184H109ZM212 182H213V181H212ZM216 182H215V183H216ZM229 182H231V181L228 180V183H229ZM257 182H258V184L261 183L260 181H257ZM259 182H260V183H259ZM150 183L154 184V182H150ZM162 183H163V182H162ZM164 183H165V184H164ZM164 183H163L162 185H164V187H165V186L167 187V185H168V181H167V183H166V182H164ZM231 183H233V185H234V184H236L237 182L234 183V182L232 181ZM254 183H256V182H254ZM254 183H253V185H254ZM160 184H161V183H160ZM166 184H167V185H166ZM170 184H171V183H170ZM200 184H201V183H200ZM222 184H223V183H222ZM222 184H221V185H222ZM226 184H227V182H226ZM238 184H239V185H238ZM238 184L234 185L233 187H234V188H237V185L240 186V183H238ZM258 184H257V186H258ZM172 185L174 186V183L171 184V187L173 188ZM178 185L174 186V187H176V189H174V190H176V192L174 191L173 194H170V193L168 194V193H166V190L164 189V187L161 186L162 189H161V187H160V189H161L162 191L164 190V192L160 191V192H162V193H160V192H159V193L162 194L164 197H162V195H160V194H159L160 196H157V197H159L161 201H162L163 199H166V198H167V201H169V200L172 201V202H168V203H169V204H170V203H171V204L173 203V204H172V206H171V205H169L166 201H165V202L162 201V203L160 202L159 204L156 203L155 205H156V206L158 205V211L155 209L156 212H159V213H161V212L168 213L167 211H169L170 208H171V209H175V208L178 206V202H180V200H181V196H185V195H184L185 192H184V190H182L183 187H180V186H179V187L181 188V190H180L179 187H177ZM216 185H217V187H216ZM216 185L213 186V183H212V184H210L209 186H211V188H212L214 191L217 190V191L219 192L218 184H216ZM229 185H230V183H229ZM249 185H251V184H249ZM260 185H261V186L264 185V182H263L262 184H260ZM260 185H259V187L262 189V187H261ZM169 186H170V185H169ZM200 186H201V185H200ZM226 186H227V185H226ZM226 186H225V188L229 187V188H228V189H229V190H228L229 192H228V191L226 192V195H227V193L230 194V191L232 190V186H227V187H226ZM235 186H236V187H235ZM257 186H256V187H257ZM166 187H165V188H166ZM220 187H222V186H220ZM223 187H224V184H223ZM230 187H231V188H230ZM242 187H243V186H242ZM249 187H250V186H249ZM251 187H252V186H251ZM167 188H169V187H167ZM172 188H171V189H172ZM225 188H224V189H225ZM234 188H233V189H234ZM252 188H253V187H252ZM239 189H240V188H239ZM239 189H238L237 193L240 192ZM254 189H255V188H254ZM221 190H222V188H221ZM225 190H227V189H225ZM225 190H224V191H225ZM234 190H235V189H234ZM245 190H246V189H245ZM258 190H260V189H258ZM157 191H158V190H157ZM182 191H183L184 193L181 195L180 192H182ZM242 191L244 192V190H242ZM242 191L240 192V195H241ZM250 191H254V190L251 189ZM167 192H170L169 189H167ZM172 192H173V189H172ZM218 192H216V194H218ZM233 192H234V191H233ZM246 192H248V191H246ZM246 192L244 193V195L246 194ZM163 193H164V194H163ZM214 193H215V192H214ZM222 193H225V192H222ZM231 193H232V191H231ZM237 193H236V194H237ZM256 193H257V192H256ZM259 193H260V192H259ZM208 194H209V193H208ZM216 194H213V195H215L214 197L219 198L220 196H218V195H216ZM236 194L234 195V193H233L232 195H234V197H235ZM250 194H251V193H250ZM250 194L248 193L249 196H250ZM253 194H255V192H254ZM253 194H251L250 197L255 196V195H253ZM156 195H158V194H156ZM169 195H170V196H169ZM224 195H225V194H224ZM226 195H225V196H226ZM252 195H253V196H252ZM256 195H258V193H257ZM217 196H218V197H217ZM227 196H228V195H227ZM237 196H238V195H237ZM209 197L211 198L210 195H209ZM256 197H257V196H256ZM258 197H259V196H258ZM258 197H257V198H258ZM161 198H162V199H161ZM169 198H170V199H169ZM216 198H215V200H216ZM222 198H224V196H223ZM228 198H231V196L228 197ZM228 198H227V199H228ZM242 198H243V197H242ZM244 198H245V197H244ZM248 198H249V197H248ZM253 198H254V197H253ZM253 198H251L252 201H255V203H256V202L258 203V201L261 200L262 197L259 198V200L256 198L258 201H257L255 198H254V199H253ZM231 199L233 200V197H232ZM231 199H230V200H231ZM240 199H241V197H240ZM240 199L238 198V200H239L240 203H241V201H244V199L241 200V201H240ZM158 200H159V199H158ZM158 200H157V201H158ZM217 200H219V199H217ZM238 200H237V201H238ZM234 201H236V197H235L234 200L231 201V202L236 203V202H234ZM248 201L251 203L250 200H248ZM212 202H213V201H212ZM217 202H218V201H217ZM225 202H226L225 199H223V203H225ZM229 202H230V201H229ZM239 202H237V204H236L237 206H238ZM166 203H167V204H166ZM213 203H214V202H213ZM218 203H221V202H218ZM233 203H230V204L233 205ZM255 203H254V204H255ZM230 204H228V206H229ZM251 204H252V203H251ZM166 205L169 206V207H167V208H169V209L165 208ZM236 205H235V206H236ZM242 205H243V204H242ZM252 205H253V204H252ZM255 205H257V204H255ZM255 205H253V207H254ZM228 206L225 207V208L228 209ZM233 206H234V205H233ZM233 206H231V207H233ZM237 206L234 207V208H237ZM240 206H241V205H240ZM246 206H247V205H246ZM195 207H196V206H195ZM219 207H220V206H219ZM222 207H223V206H222ZM222 207H220V208L222 209ZM231 207H229V209H231ZM155 208H157V207H155ZM217 208H218V206H217ZM223 208H224V207H223ZM225 208H224V209H225ZM245 208H246V209H247V208L250 209V207H248V206L245 207ZM245 208L243 207V209H245ZM255 208H256V207H255ZM255 208H254L253 210H255ZM166 209H167V210H166ZM224 209H223L224 212H227V211H228V210L225 211L226 209H225V210H224ZM218 210H219V209H218ZM232 210L234 211V209H231V211H232ZM235 210H237V209H235ZM170 211H171V210H170ZM219 211H220V212H219ZM219 211H218L219 213H222L221 210H219ZM233 211H232V212H233ZM240 211L243 212L242 209H240ZM248 211H249V210H248ZM232 212H231V213H232ZM250 212H251V215H250V214H249V215H250L251 217H253V216H254V218L257 217L256 220L259 219L258 216H256L254 212H252V211H250ZM229 213H230V212H229ZM240 213H241V212H240ZM244 213H246V211H245ZM247 213H248V212H247ZM247 213L244 214V215H247ZM252 213H254V214H252ZM223 214L226 215L225 213H223ZM236 214H237V213H236ZM224 215H223V216H224ZM227 215H228V213H227ZM230 215H231V214H230ZM249 215H247V219L250 218ZM252 215H253V216H252ZM226 217H227V216H226ZM233 217H234V216H233ZM243 217H244V216H243ZM243 217L241 216L242 221H243ZM245 217H246V216H245ZM248 217H249V218H248ZM234 218H235V217H234ZM241 218H240V219H241ZM254 218H253V219H254ZM224 219H225V217H224ZM245 219H246V218H244V221H245ZM250 219H251V218H250ZM231 220H232V219H231ZM226 221H227V220H226ZM226 221H225V222H226ZM238 221H239V220H238ZM234 222L237 223L236 220H235ZM239 222H241V221H239ZM251 222H253L252 219H251ZM256 222H257V221H256ZM226 223H228V224L230 225L229 221H227ZM254 223H255V221H254ZM228 224H227V225H228ZM255 225H257V224L255 223V224L253 225V226L255 227V229H258V228H259L258 226H260V225H257V226H255ZM232 226H234V224H233ZM256 227H258V228H256ZM186 228H187V227H186ZM229 228H230V227H229ZM232 228H233V227H232ZM213 229H214V228H213ZM233 230H235V229L233 228ZM233 230H231V231L233 232ZM186 231H188V229H187V230L185 229V232H186ZM239 231H240V230H239ZM185 232L183 233V236H184V238L186 239V238L189 236V233L186 234ZM239 233H240V232H239ZM242 235H243V234H242ZM241 237H242V236H241ZM188 239H189V238H187L186 240H188ZM242 239H244V238H242Z\"/></svg>",
	"mask_w": 264,
	"mask_h": 264
}]
</instances>
